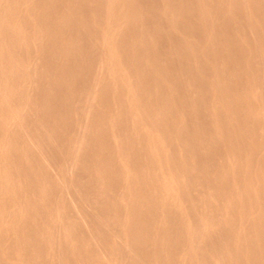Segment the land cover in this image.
I'll list each match as a JSON object with an SVG mask.
<instances>
[{
    "label": "rangeland",
    "instance_id": "374dc122",
    "mask_svg": "<svg viewBox=\"0 0 264 264\" xmlns=\"http://www.w3.org/2000/svg\"><path fill=\"white\" fill-rule=\"evenodd\" d=\"M31 1L33 2V1H37V0H31ZM40 1H42V2H40ZM38 2L43 4V5L41 4L43 7L41 6L40 9H39V11L44 8L42 10L41 16H40V12H38V14H39L38 20L40 22L39 21H36V18L31 17L32 14H30V13H32V10H33L32 7L33 6L31 4H28V2L27 3H24V4L22 3L24 6L21 5V2L18 3L17 6H14L15 7L14 9L9 4V2H5V6L7 4V6L9 5L14 10V11L12 10L13 18H15L17 20V22L19 21V19L21 20L20 21V25L19 24L17 25L19 28L16 27V30H14L15 32H17V34H19L18 37H20L21 34H22L24 37L31 38L32 36H34V34L36 33V31L41 32V37H40V40H38L37 42H35V44H34V42L32 43V41H29L28 51L27 50L25 51V49L23 47H16L13 44V42H15V38H14V36H16L15 33H13V35L11 33H8V35L10 34L9 35L10 37L12 35V37H13V38L11 37L12 39L10 37H8V35L7 36L6 35L3 36L2 34H0V39H1L0 41H3L4 42L5 41L4 38L6 39V37H7V39L9 41H11V40L14 39L13 42H11L10 45H9V42H7L8 41L7 39H6V41L4 43H1V44H3V47H1L2 50H0V61L2 59H5V57L7 58V57H10L11 56V58H14L13 55H15V57H19V58H21V57L22 58H25L26 55L27 56H31L32 55L31 57H34L35 54L37 53V51L39 50V48L42 49V52H44V54H43L44 57H42L41 61L37 59L36 61H38V63L35 66L29 67V69L27 71V78H29L34 83V84L32 83V85L30 86L31 88L29 87V90L26 93L27 94V97H26V94L23 97H20L23 94H21L20 96L17 95L14 102L16 104H18V103H20V104H24L25 103L26 104L27 102H30V101L32 103H35V104L37 103V107H35V108L34 107L33 108L29 107V111H27L25 113L26 116H24L25 119L23 118L24 121L22 123L19 120V123L22 126L25 125L24 127H26L28 125V126H32L35 129V132H36L35 135H34L35 138L34 139H30L29 138L30 139L29 140L27 138V136H28L27 133L26 132H23L22 133V130L21 129H24V128L20 127V132L22 133V137L21 138L22 139H25L26 138V140H28V142H32V144H35L34 147L36 146V143H35L34 140L35 139L38 140V141L40 140L39 141V144L41 143L40 146L41 147L43 146L44 151L41 152L43 149H40L38 147L41 150V151L39 150V153L41 152V154L43 155V157L45 156L41 160H43V162H45V159H46L47 162H51V161L54 160L55 167H56L55 169L57 171L60 169L58 173H56L57 171L54 170V169L52 170L53 172L50 171V175L52 176L53 180H56L57 179L55 181V184H56L55 186H57L59 189L58 188L51 187L52 185H50L49 183L46 184V182L44 183L43 181H41V179H40L41 177L38 175L39 173H37V172H36L37 173L36 174V176H37L36 178L39 180V182L36 183L37 181L34 180L33 183L32 184H29V185H28L29 182L26 181V179L21 175V177H23L22 178L23 183H22L21 179H18V180H15L14 181V193L16 194V199L14 200L15 201L14 204H15V206H17L16 207L17 208V211H15L16 213L14 212L15 213L14 214L13 212L11 213V211H13V209L12 208H8V205H7L8 204V199H5V198H8V195H6L7 193H3V190H2L3 187L1 188V186L4 183H2L3 182L2 181L3 179L0 178V181H1V184H0V191H1L0 192V202H1L0 203V221H1L0 222V236H1L0 237V250H1L0 251V255H1L0 256V263L2 262L3 264H5V262H6L5 260H6V257H7V256L5 257V253L7 255V253H9L11 251V249H13L12 246H15L14 247L15 249L18 248L22 252V255L23 256L21 255V258L26 257V258H23V259L20 258L18 262L16 261L19 264L20 263L21 264H26V263L27 264H33V263L34 264L35 263L36 264H43V263L44 264H56L55 262H57V264H63V263H65V264H87L89 261H91V262H89L88 264H95L96 262H98L96 264H127V261L121 255H116V256L115 255H111L110 252H109V254H107L108 253L107 248L102 243L100 237H98L97 235L95 236L94 234H92L91 228L89 227L90 224L88 225L87 223H85L84 220H82V218H84V217L81 215V212H78L77 213V209L80 208V210L82 211V213L84 212L83 215L84 216L86 215L88 218H90L92 220L93 219L94 220H97L98 219L97 217H99V219L101 218L102 220L104 218L106 220L109 219L110 221H108V223L111 224V227L113 228V230H115V232L117 230V233H120L121 232V233L125 234L126 236L133 235L134 237L140 238L142 241L144 240V242H143V251L148 256V258L151 259V261H154V262H152V264H158L159 262H160L159 264H195V263L196 264H200L201 263V258H202V260L204 258H205L204 260H206V258H207V260H206L207 261L206 262L207 264H225V263L226 264H231L229 258H228V260L226 258V257H228L227 256L228 253H229V257H230V252H233V253H236L237 252L238 254L237 253L236 254H237V256H238L239 259H242L243 260L246 257V259L249 260V262H250V260H253V263L250 262V264H254V262H255V264H262V263L264 264V234H263L264 233V157H263L264 156V144H263V142H264V138H263L264 137V130H260L259 131V130L256 129L258 127V125H260V121H261L262 124H264V117H263L264 116V71H263L264 70V36H263L264 35V28H261V25H260L261 24V21H260V17H259L258 8H257V6L259 4H261V6L264 7L263 2H261V3L258 4V0H202V1L201 0H166V2H165V0H152V2H153L152 5L153 6L155 5L154 7H158V8L160 7L161 8L163 5H166L165 3H170V4L174 5L175 8L177 7V10L179 11V13L181 15H183L182 17H180V23H181L180 26L183 27V31H182L183 34H182V36L185 39V40L184 39H182V40H184L186 43L184 42L182 45L179 46V47H181L180 48L181 51L179 50L180 52L176 56L175 61H173L174 59H171V60H162L160 62V68H161V72L162 73H165L167 75H168V73H170L174 69L176 71H179V70L185 68L184 69L185 70V74H183L184 73V70H182L181 73H182V75L184 77L181 76V74H180V77H179L180 87L181 88L179 87L177 98H174L175 101L172 100L173 102L170 105L169 111L173 115V117H171L172 119H169L168 118V119H165V120H161V123L158 122L156 125H150V124L146 123L144 126H142V128H144V129H141V128L140 129H137L136 127H134V124H132L133 123V120L130 119V117L128 115H126L127 114V109L126 108L128 106V103H131V102H133L136 99V94L134 92H132V91L129 90L128 91L129 92V95L128 94L127 95L125 94V96H128L130 98L123 96V98L121 97V100H119L120 98L119 99H116V98L113 97L114 96V93L116 94L115 89L116 88L118 89V87H119V85H118L119 84L118 83L119 82V79L116 77V75L111 74L112 75V78L110 77V79H108V87H106V91L104 90L106 92V95L105 96L108 97L106 99V103H104V102H101L100 103L98 101V97L96 95H97V93L99 95V88H98V90L95 93L96 95L93 94L94 96L91 95V94L89 96H87L86 93H85V91H84L85 90L84 88L87 85L88 86L90 85L88 83H91V82L95 81L94 80V75H92V73H91L92 72L91 67H93V65L95 64L96 59H98L97 56H99L100 59L102 58V60H104L103 62L106 63V66H111L112 65L111 62H110V59H108L106 56H104L99 51V48H97L98 46L96 47V45L93 44L95 42L94 41L92 42V38H91L92 36L89 33V31H88V27L86 26V23H88V19H86V18H88L91 13H94V17L96 16V20H95V23L97 22L96 23V26L97 25L98 26L101 25V15H99V14H101L102 7L97 4L95 6L96 7L98 6L99 8L98 9L97 8L95 9V6L93 4H92L93 6H91L90 5L91 3L90 4H87L89 2H85L84 0H45V1L38 0ZM79 2L82 5H80ZM51 4L53 5L54 8L52 7ZM201 4L204 7L208 8V11L210 13V15L207 16L208 19L206 21L203 19L202 15L198 12L199 11L198 8H199V6ZM2 5H4V4L1 3L0 9L3 7ZM30 7H31V9H30ZM49 7H51V8L49 9ZM89 7H92V8L89 9ZM259 7H260V5H259ZM3 8L1 9L2 10V13H1V10H0V14L2 16V17L0 16L1 17L0 18V24H4V23H2L4 21L3 18L6 19V17H5L6 13L4 14V12H5V10L7 8H5V10ZM80 8H81V10H80ZM190 8H191V10H190ZM3 10H4V12H3ZM8 11H6V12H8ZM27 11L29 12V14H28ZM79 11H80V13L78 14ZM95 11H97V13ZM64 12H65L66 15L64 14ZM86 13H88V14H86ZM26 15H28V16H26ZM29 15H31V16H29ZM16 16H18L17 18H19V19H17ZM184 16H185V18H184ZM67 17H69L71 20H68L67 21V19H68ZM73 17H74V20H72ZM232 18H233V20H232ZM54 20H57V21H54ZM64 21L66 23H64ZM36 22H38V23H36ZM51 22H52L53 28H52L51 25H49L48 28H50V26H51L52 29L51 28L50 29H47L46 28L47 27L46 24L47 23L50 24ZM84 22H86V23H84ZM190 22H192V23H190ZM197 22H199V23H197ZM202 22H204V23H202ZM41 23H43V25ZM72 23H73V25H72ZM39 24H40V26L43 27L42 29H40V26H37ZM55 24H57V26ZM65 24H68L67 25L68 27ZM212 24H214L215 26L212 25ZM233 24L236 27H234ZM59 25H60V27H58ZM61 27L63 29H61ZM74 27H75V29H74ZM85 27H87V28H85ZM195 27H196V29H195ZM35 28H37L38 30L35 29ZM233 28L236 29V30L234 31ZM18 29L19 30L21 29V30L18 31ZM66 29H67V31H66ZM50 30H54V31H50ZM87 31H88V33H87ZM193 33L195 35H193ZM243 33H244V35H243ZM205 34H206V36H205ZM203 35H204L205 38L203 37ZM211 35H213V36H211ZM223 36L225 38H223ZM211 37L212 38L214 37V38L212 39ZM219 37L224 40V41L222 40V43H221V39ZM238 38H240V39L238 40ZM208 39H210L211 41L210 40L208 41ZM217 41H218V43H217ZM245 41L246 42L248 41V42L246 43ZM90 42H91V44H90ZM207 42L210 43L209 44V46H210V52H209V48H208L209 46H208V43ZM211 42H212V45H211ZM214 43L216 45H213ZM219 44H222V45H219ZM40 45H41V47H40ZM81 45H83V47ZM242 45L245 46V47H243ZM256 45H257V47H256ZM212 46H214V47H212ZM163 47H164V45L162 43H157L155 45V49L154 50L158 49L160 51H157V50L156 51L158 53L163 54V52H164V50H163L164 48ZM203 47H205V48H203ZM213 48H215V49H213ZM207 49H208V51H207ZM88 50L89 51L91 50V52H93V53L89 52ZM191 50H193V51H191ZM211 50H212V55H213V56L211 55L212 57L209 56L210 53H211ZM213 50H215L216 52H214ZM182 51L185 52V53H183V56L181 54ZM219 51L220 52H224L225 51L223 53L224 55L222 53H220V54H222V55H220L219 54ZM10 52H12V53H10ZM18 52L20 53V55H19ZM94 52H98V53H94ZM132 52H133V48L130 47V46H126L125 49L119 50L116 53V54H118V57H119L118 59H121L120 60L121 64L124 63L122 66H124V69L126 70V73H127V75H125L126 76V80L130 83L131 86H136L137 85V86H140L141 87V84L143 83L142 87H144V86L146 87V88L145 87L144 88H145L146 91L149 92L150 101L151 100L153 101V102H151V105L154 108L159 107L160 104H161V102H162V100L164 98L165 99L166 98L168 99L169 94L167 92L160 93L158 90H155V91L150 90L151 88L147 89V87L149 86L148 85L149 84L148 83L149 82L148 81L149 80V76H147L148 77V80H147V78L144 77L145 76L143 74L144 72L143 73H141V72L140 73L139 72L137 73L136 71H134L133 67L131 66L132 65L131 62L133 61V56H134V52L133 53ZM201 52L202 53L204 52V54L202 55ZM251 52H253V53H251ZM87 53H88V55L90 54L91 57L90 56H87ZM83 54H85V55H83ZM5 55H7V56H5ZM95 56H96V58H95ZM188 56H190V57H188ZM188 59L189 60L191 59V60L189 61ZM209 59H211L212 62ZM259 59H260L261 62L259 61ZM185 61H187V62H185ZM188 61L189 62H192L193 61V63L190 64ZM195 61L198 64H196ZM201 61H203V63H201ZM184 62L186 64H184ZM234 62H236V63L234 64ZM107 63H108V65H107ZM208 63H209L210 66L208 65ZM211 63L214 65L213 67H212ZM218 63H220V64H218ZM221 63H223V64H221ZM231 63H232V65H230ZM245 63H247V64L245 65ZM257 63H263V64L261 65V64H257ZM40 64H42V65L44 64L43 65L45 67L44 70H42V68L40 67L41 66ZM182 64L184 66H182ZM228 64H229V68H227ZM125 65H127V66H125ZM179 65H181V66H179ZM185 65H188V66H185ZM191 65L192 66H195L196 68L195 67L191 68L192 67ZM216 65H217V67L224 68V69L223 70L222 69H219L221 71H219V73H216V71L214 69ZM219 65L222 66V67H220ZM240 65H241V68H239ZM260 65L263 68H261ZM85 66H86V69H85ZM201 66H203V67H201ZM249 66L251 67L250 68V72L251 73L249 72V69H248ZM87 67H89V68H87ZM211 67H212V69H211ZM199 68H201V70H199ZM202 68L203 69L206 68V69L203 71ZM209 68L211 69L212 72L210 71ZM78 69H80V70H78ZM83 69H85V70H83ZM132 69H133V71H131ZM188 69L189 70L191 69V70L189 71ZM245 69H246V71H245ZM186 70H188L190 73L187 74L188 71H186ZM195 71H197L196 76H198V77L195 76V74H194ZM213 71H215V72H213ZM231 71H232V73H231ZM261 71L263 73H261ZM42 72H44L46 74L43 75ZM132 72H135V73H132ZM191 72H192V74H191ZM202 72H204V73L206 72V73L204 74ZM246 72H247V74H246ZM207 73H210V74L208 75ZM220 73H221V75H219ZM85 74H87L88 76L85 75ZM137 74H139V75H137ZM79 75H80V77H78ZM206 75H207V77H206ZM136 76H138V77H136ZM187 76H189V78ZM217 76H221L222 79H221V77L220 78H217ZM192 77H193V79H192ZM202 77H206L207 79L205 78L206 79L205 80ZM213 77L215 79H213ZM201 78L203 79V81H202ZM245 78H247V80H245ZM184 79H185V81H184L185 82V86L183 85L184 82L182 83V81ZM198 79H201V80H198ZM218 79L220 80L219 83H218V81H219ZM191 82H192L193 85L191 84ZM211 82H213V83L215 82L214 84H217L218 83V86L216 85V88H215V85L212 84ZM237 82L241 86L240 85H237L238 84ZM146 83H148V84H146ZM199 83H201V84H199ZM234 83H235V85H234ZM57 84H59V85H57ZM83 84L84 85L86 84V85L84 86ZM207 84L208 85L209 84L210 85L212 84V85H211V87L209 85V87H210L209 88L207 86ZM227 84H229V85H227ZM82 85H83V87H82ZM199 85L200 86L201 85H204V86H201V87L202 88L205 87V88L202 89ZM222 85H224L223 86L224 88L223 87H221L222 89L221 88H218V87H220ZM249 86H251L252 88H253V86H255L252 89L253 91L251 90V87H249ZM193 87H195V88H193ZM182 88H184L183 91L181 90ZM186 88L188 90H185ZM206 88H207V90H206ZM81 89H82V91H81ZM214 89L216 91L218 89V91H220V92L222 90V92L219 93L217 91L218 93L215 94L216 91ZM247 89H248V91H247ZM189 90H192V92L191 91L189 92ZM201 90H203L202 91L203 93L201 92ZM208 90H209V92H208ZM113 91H114V93H113ZM194 91L195 92L196 91L197 92L200 91V92L195 95V92ZM251 91H252V93H251ZM83 93H85V94H83ZM209 93H210V95H209ZM101 94H102V92H101ZM187 94H190L191 95V96L190 95L189 96H190V98L192 100H190V98H189V96H187ZM237 94H238V96H237ZM132 95H133V97H132ZM181 95L183 97H181ZM201 95L204 96L203 97L204 99L202 98ZM208 95L211 96V97H209ZM215 95H218V97L215 96ZM250 95H252V96H250ZM207 96L209 97L208 98L209 100H207V98H206ZM83 97H84V99H83ZM90 97H91V99H90ZM158 97H159V99H158ZM219 97L220 98H224V99H220ZM127 98H128V100H127ZM180 98H182V99H180ZM88 99L90 100V102H89ZM94 99H96V100H94ZM184 99H186V100H184ZM71 100L73 101V103L71 102ZM188 100H190L192 103L190 101H188ZM194 100H196V101L193 102ZM197 100H199L198 103H196ZM85 101H87V104L89 102L88 107H87V104H86ZM224 101H226L227 103L230 104L229 106H230V109L231 110H227L226 111L225 106L227 105V103L224 102ZM174 102L176 103V105H175L176 108L174 107V104H175ZM232 102H234L236 105L234 103H232ZM69 103H71V104H69ZM194 103H195V105H194ZM223 103H224V105H223ZM54 104L55 105L58 104V105L55 106ZM83 104H84V106H83ZM105 104H107V105H105ZM197 104H198V106H197ZM205 104L208 106L207 109H206L207 106ZM231 104H234L235 107L234 106L232 107ZM254 104H256V107H255ZM3 105L4 106H7L6 103H4V102H3ZM93 105L95 106V108L93 107ZM237 105H239V106H237ZM243 105H244V107H242ZM10 106L11 105L8 104V107H10ZM78 106H81L82 108L81 107H78ZM201 106H203L204 108H202ZM86 107L88 109H90L91 111L90 110H86ZM184 107H185V109H184ZM190 107L191 108L194 107V109H191ZM238 107H241V108L238 109ZM178 108H180V109L178 110ZM186 108H188V110H186ZM215 108H218L219 109V112L222 113V114H223V111H224V114L226 112V114L228 115V118L230 119V121H229L230 125H229V123L225 125V123H227V122L220 121L219 117L217 118V114L219 112H218V109H216L217 110L216 111ZM236 108H237V110H236ZM58 109H60V110H58ZM66 109H69V111H67ZM123 109L124 110L126 109V111H123ZM189 109H191V110H189ZM139 110H140V108L138 109L139 114H141L142 111H144V109L143 110L141 109L140 111ZM173 110H174V113L171 112ZM194 110H196V111H194ZM201 110L204 113H201L202 112ZM252 110H254L256 113L255 112L253 113ZM169 111H167V112H169ZM177 111H178V113H177ZM189 111H191V112L194 111V112L192 114ZM198 111H199V113H198ZM213 111H214V113H213ZM230 111H232L233 113L230 112ZM258 112H260L259 113L260 116H258ZM92 113H93V115H92ZM85 114H86V116H85ZM185 114H186V116H185ZM194 114H196V115H194ZM202 114L203 115L205 114L206 116L205 115L203 116ZM254 114H256V115H254ZM71 115H72V117H71ZM88 115H89V117H88ZM120 115H122V116H120ZM141 115L143 116V114H141ZM174 115L176 116V119H175ZM193 115L196 118L194 117V119H193ZM233 115H234V118L232 119ZM98 116L101 117L102 119L101 118H98ZM126 116H128V117H126ZM239 116H240V119H239ZM257 116L259 118H261V120L260 119L258 120V117ZM87 117H88V120H87ZM160 117H161V119L162 118L164 119L163 114L160 115ZM246 117H248V121H247V118ZM256 117H257V119H256ZM125 118H127V119H125ZM249 118H251L252 120H250ZM254 118L257 121L256 123H253L252 122ZM94 119H97L99 121H96ZM122 119H123V121H122ZM255 119H254V121H255ZM63 120H64V122H63ZM128 120H130V121H128ZM169 120H171V121L169 122ZM216 120H218V122ZM240 120H243V121H240ZM68 121H69V124H68ZM235 121H238V122H235ZM246 121H247V123H246ZM24 122H26V124H24ZM32 122H33L34 125L32 124ZM89 122H90V125H89ZM222 122L224 123L223 125H222ZM99 123H101V124H99ZM185 123L186 124L188 123L187 126H186ZM192 123H193V125L195 127H193V125H191ZM233 123H235L236 125L233 124ZM241 123H242V125H241ZM251 123H252V125H251ZM97 124H99V125H97ZM160 124H161V126H160ZM232 124L234 125V127H236L234 129H237L239 132L238 131L237 132H231V131H236V130H233ZM4 125H5V127H4ZM61 125H63V126H61ZM180 125L181 126L185 125L186 128H184V126L182 128ZM238 125H241V126H238ZM197 126H198V128H197ZM249 126H251V127H249ZM252 126L253 127H256V128L254 129ZM38 127H40V128L37 129ZM228 127H230V128L227 129ZM241 127H242V130H243V128L245 130H243V131L240 130ZM189 128H191V129H189ZM199 128H201V129H199ZM59 129H60V131H59ZM136 129H137V131H136ZM177 129H178V133L180 132V134L178 135V137L176 136L177 135ZM181 129H183V130H181ZM248 129H250L251 133L248 131ZM0 130H1L0 131V140H2L1 142H4V141L7 142L11 138H13L12 135H14V134H17V133H18L17 135L21 134L18 131V127L12 125L10 122H9V124H1L0 123ZM2 130H5V131H2ZM71 130H73L74 133ZM77 130H79V131H77ZM80 130H82V131H80ZM190 130H191V132L189 133ZM6 131L8 133H6ZM43 131L45 132V134H44ZM63 131L66 132V133H63ZM88 131H89V133H88ZM175 131H176V134H175ZM193 131H194V133H193ZM195 131H196V136L199 134L197 136L199 140H197V137L195 136ZM200 131L201 132H204V133H202L203 135L204 134H206V135L202 136V134L200 133ZM247 131L249 133H247ZM39 132L42 133V134H40L41 136L39 135ZM76 132H80V133H77L76 134ZM243 132H245V133H243ZM252 132H255V134H253ZM25 133H26V135H24ZM61 133H63V135H65V136H63ZM140 133L141 134L144 133V135H141ZM186 133H187V135H185ZM173 134L175 135V137L173 136ZM251 134H253V135H251ZM47 135H49V136H47ZM121 135H123V136H121ZM138 135L139 136L141 135L140 136L141 139L136 137ZM158 135H160L161 137L158 136ZM190 135H192V136H190ZM231 135L232 136L235 135L234 138L232 137L233 138L232 140H231ZM38 136H40V137H38ZM44 136H46V137H44ZM71 136H72V138H73L74 141L71 140L72 139ZM143 136L145 138L146 137L147 138L145 139V138H143ZM179 136H181V137H179ZM189 136L191 137V139L194 137L193 138L194 140L193 139L191 140ZM216 136H218V137H216ZM237 136H241V137H237ZM252 136H254V137H252ZM28 137H30V136H28ZM64 137H66V138H64ZM134 137H136L137 139L134 138ZM195 137H196V139H195ZM236 137L239 138V139L241 138L239 140V142H238V139ZM49 138H50V140H49ZM54 138H55V140H54ZM61 138L63 139L64 142L61 141L62 140ZM142 138L144 140H142ZM154 138H155V140H154ZM174 138L177 139L178 141L175 140ZM185 138H187L186 139L187 141L189 139L190 140L188 142H186ZM200 138L203 139L204 141L205 140L206 141L205 142H203V140L200 141ZM217 138H219V139L216 141ZM44 139H45V141H44ZM214 139H215V141H214ZM152 140H153V142H152ZM233 140H236V141H233ZM38 141H36V142H38ZM68 141L71 142L69 144H71L72 146L68 144ZM109 141H110V143H109ZM130 141H132V143H130ZM137 141H138V143H137ZM145 141H148V142H145ZM182 141H184L185 143L182 142ZM253 141H255V142H253ZM194 142H195L196 145H194ZM217 142H220L219 143L220 145ZM252 142H253V144H252ZM106 143L108 144V146H107ZM149 143L153 144V146L155 145L154 146L155 149L153 148L152 145L150 146ZM168 143H172V145H170ZM189 143H190V145H189ZM19 144L21 146V143L20 142L17 143L16 144V149L17 150H22L21 149L22 146L20 147ZM142 144L143 145L145 144V145L144 146H140ZM156 144H157V146L159 148H161L160 151H159V148L156 146ZM187 144H188V146H190L191 149L188 148ZM191 144H193L192 147H191ZM197 144H200V145L197 146ZM201 144L203 146H201ZM232 144H234V145L231 147ZM167 145H168V147H166ZM182 145H184V146H182ZM79 146H80V149H79ZM213 146H214V148H213ZM150 147H152L153 150ZM194 147H196L195 150H194ZM206 147H207V150H206ZM208 147H209V149H208ZM243 147L244 148L246 147V150ZM76 148H77V150H76ZM122 148H124V149H122ZM156 148H158V150H156ZM162 148H164V149H162ZM175 148H177V149L174 150ZM210 149H212V150H210ZM17 150L14 151L15 152V155L16 154L17 155L16 156L14 155V159L15 160L12 161L13 162L12 163L13 165L14 164L15 165H19V163H21L22 160L24 159V155L21 154L23 150L21 152L20 151H17ZM150 150H152V151L150 152ZM188 150L191 153L192 152L193 153L191 154ZM196 150H197V153H195ZM199 150H201V151H199ZM69 151H71V152L74 151L72 153L74 154L76 152L77 155L79 156L78 157L79 159H77L78 162L76 161V163H75L76 165L73 163V165H74L73 168H72V165H70L71 167L67 165L69 158L66 157V156L71 155V152H69ZM89 151H91V152H89ZM156 151H157V155H159V159L157 160V162H155V166H154V164L152 162H150L151 160H149L150 159L149 156L151 155L150 153H153V152L156 153ZM227 151H229L230 153H228ZM44 152H46L45 154H47V155H45ZM226 152H227V155H226ZM253 152H255V153H253ZM119 153H120V155H119ZM122 153L123 154L125 153L124 156H123ZM261 153H263V155ZM4 154H7V153L4 151V149L1 150V148H0V159L2 160V161L0 160V175H1L0 177H2V171H3V168L5 167V164L4 163H7L8 162L7 160H9V159H7V157H5ZM41 154H38V155H40V157H38L39 159L42 158ZM173 154H175V155L173 156ZM187 154H188V156H187ZM206 154H207V156H206ZM228 154L230 156H228ZM253 154H254V157H253ZM107 155H108V157H107ZM144 155H146L148 157H146ZM195 155H197L198 157L195 156ZM90 156H92V157L89 158ZM132 156H134V159H133ZM25 157H26V155H25ZM119 157H121V158H119ZM181 157H183V158H181ZM104 158H106V159L104 160ZM175 158H176V160H175ZM185 158H187V159H185ZM189 158L191 159V161H189L190 160ZM203 158H204V160H203ZM64 159L65 160L67 159L65 161V163L63 161ZM84 159H86V160H84ZM172 159H174L175 161L172 160ZM184 159L186 160V163L189 164V166H187L188 164L186 165V163L184 162ZM58 160H60V161H58ZM113 160H114V162H113ZM130 160H131V162H130ZM146 161L148 162V164H147ZM182 161H183V163L185 165L182 164ZM192 161L193 162L196 161L197 163L194 162V164L196 163L195 165H197V164L198 165L197 166L193 165V162ZM16 162H17V164H16ZM57 162H58L57 165L59 166V168L56 165ZM201 162H203V163L201 164ZM243 162L245 164L247 163L248 165L250 164V167H248V170H247L246 173L244 172L245 171V169H244V165L245 164ZM157 163H158V165H157ZM176 163L177 164L179 163L178 166H177ZM174 164H175V166H174ZM149 165L150 166L153 165L152 166V169H150L151 172L149 170V168H151V167H148ZM255 165H257V166H255ZM20 166L22 167L21 164H20ZM157 166H158V168H157ZM33 167L31 169H29L31 172L27 168V172H26V174H24V176L33 175L32 173L33 172L35 173V171L37 170L36 165L33 164ZM64 167L65 168L68 167V168L65 170ZM106 167H107V169H106ZM161 167H162V169H161ZM165 167L167 169H169V171ZM175 167H177V168H175ZM191 167H192V169H191ZM195 167H196V169H195ZM222 167H224V168H222ZM156 168L158 170H156ZM188 168H190V169L188 170ZM182 169L183 170L185 169L184 172H186L187 170L188 171L191 170V171L190 172H186V173H189V174H186L185 173V174L182 175L181 173H184ZM199 169H201V170H199ZM180 170L182 171L181 173H180ZM195 170L196 171L199 170V171H197V173H196ZM99 171H100V173H99ZM110 171H111V173H110ZM114 171H115V173L118 174L119 177L116 176V174L114 173ZM178 171H179V173H178ZM102 172H103V174H102ZM119 172H120V174H119ZM225 172H226V174H225ZM59 173L62 176L60 178L58 176ZM149 173H151V174H149ZM231 174H232V176H231ZM105 175H107V177ZM185 175H187V176H185ZM56 176H57V178H56ZM64 176H65L66 179L63 178ZM83 176H85V177H83ZM179 176H180V178H179ZM199 176L202 177V178L200 179ZM203 176L205 177V179H203L204 178ZM114 177H116V178H114ZM192 177L194 179H192ZM70 178H71V181L69 180ZM244 178L247 180L246 183L243 181ZM111 179L114 180V181H112ZM185 179H186V181H185ZM206 179H209V180H206ZM145 180H147V181H145ZM66 181L69 182L70 184L73 183V185L76 183V185L74 186L76 190H74V192H78L79 193V194L77 193L78 196H77V194L75 195L77 197H75L73 195L74 192L71 193V194H68V193L65 194V191L66 190H62V188L68 189L67 186L69 187V185H70ZM111 181H112L113 184H111ZM189 181H191V182H189ZM219 181H221L223 183H221ZM141 182H142V184H141ZM158 182H160L162 184H160ZM65 183H66V187H65ZM187 183H189V184H187ZM195 183H196V185H195ZM227 183H228V185H227ZM260 183H261V185H260ZM38 184L43 185V190H44V192H46L45 193V196L47 198L45 197V199H42V197H40V195L38 194V192L36 190V189L39 188L38 187L39 186ZM57 184H59V185H57ZM147 184L150 185L151 187L148 186ZM111 185H112V187H111ZM161 185H163V186H161ZM187 185H189L190 187L192 185V187H193V188L191 187V190L193 189V191H191V193L193 192L192 194H190V191H188L187 188H186V191H188L189 194L187 192H185V186L189 188V186H187ZM199 185H202V186L199 187ZM221 185L222 186L224 185V187H222ZM249 185L251 187H249ZM144 186H145V188H143ZM252 186H254V187H252ZM255 186H258V187L256 188ZM110 187L112 189H110ZM218 187H220L221 189L218 188ZM46 188H48V190ZM216 189H218V190H216ZM234 189H236V190L234 191ZM236 191H237V193H235ZM61 192L63 193V195H62ZM184 192L187 193V194H185ZM238 192H239V194H238ZM18 193H19V195H18ZM231 193H232V196H235V198L232 197V196H230ZM243 193H244V195H243ZM248 193H250L251 195L248 194ZM37 194H38V197H40L39 200H38ZM187 195H188V197H189V195L190 196H193V197L196 196V198L193 199V198L189 197V198L193 199V201L192 200L191 201H188L189 198L187 197ZM221 195H222V198L220 197ZM227 195H229V196H227ZM248 195H250V196H248ZM252 195H254V197ZM146 196H149V197H146ZM76 198H77V200H76ZM226 198H228V199H226ZM74 199H75V201H74ZM42 200H44V201H42ZM60 200L63 201V202H61ZM207 200H209V201H207ZM5 201H7V203ZM84 201H85V203H84ZM152 201L155 202V203L153 204ZM220 201H222V202H220ZM249 201H251V202H249ZM72 202H73L72 207L76 203V205L73 208L70 205V204H72ZM81 202L84 203V204H86V205L83 204L84 205L83 206L81 204ZM156 202H157V205H156ZM183 202L188 207H186ZM191 202H193V203L191 204ZM234 202H237V206H236V203H234ZM238 202H240V203H238ZM58 203H59V205H58ZM164 203H165V205H164ZM1 204L4 205V206L2 207ZM78 204H79V206L81 205L82 208L81 207H78ZM195 204H196L197 207L195 206ZM222 204H224V205H222ZM238 204H242V206L240 207V205H238ZM24 205H26V206H24ZM35 205H37V206H35ZM189 205H191V206H189ZM39 206H41L42 208H40ZM216 206L219 207V208H217ZM24 207H27L28 210L27 211H24ZM64 207H66V208H64ZM233 207H234V209H233ZM188 208H190V209L192 208V210L194 208V210L197 211V212H195L193 210L194 213L192 214L193 211L191 212L190 209L188 210ZM210 208H212V209H210ZM256 208H258L257 211H255ZM4 209H6V210H4ZM144 209H145V211H144ZM206 209H208V210H206ZM44 210H46V211H44ZM71 210H72V212H71ZM74 210H75V212H74ZM170 210H171V212H170ZM216 210H218V211H216ZM4 211H6V212H4ZM32 211H34V212H32ZM92 211L95 212V213H93ZM172 211H173V213H172ZM223 211H225V212H223ZM17 212H18V216L16 215ZM24 212H25V214H24ZM28 212H30V213H28ZM66 212H67V214H65ZM142 212H144V213H142ZM219 212H221V213H219ZM153 213H154V215H153ZM167 213H169V214H167ZM217 213H219V214H217ZM247 213H248L249 216L247 215ZM1 214L2 215H5V216H2ZM75 214L76 215H79V218H81V219L80 220H77V216ZM43 215H45V217ZM70 215L71 216L72 215L73 216L75 215V216L74 217L72 216L73 217L72 218ZM196 215H198V216H196ZM220 215H222V216H220ZM228 216H230V217H228ZM233 216H234V218H233ZM12 217H14V218H12ZM148 218H150V219H148ZM209 218L212 219L211 220L212 222H210ZM250 218H252L253 220H251ZM10 219H11V222H10ZM20 219L22 220L21 222H20ZM114 219L117 220V221H114ZM254 219L256 221H254ZM199 220L202 223L199 224ZM206 220H208L209 222L207 223ZM81 221L84 222L83 223L84 226L82 225V222ZM160 221H162V222H160ZM194 221H196L197 223H195ZM213 221H215V222H213ZM4 222H5V224H4ZM26 223H27V225H26ZM49 223H50L51 226L49 225ZM63 223L64 224L66 223V224L64 225ZM72 223H73V225H72ZM194 223H195V225H194ZM209 223H211V224H209ZM174 224H175V226H174ZM201 224H203V225L201 226ZM223 224H224V226H222ZM255 224H257V225L255 226ZM182 225H184V226H182ZM9 226H11V227H9ZM44 226H46V227H44ZM85 226H86V229H85ZM221 226H222V228H221ZM257 226L259 228V232L257 231L258 229L255 228ZM1 227H2V229H1ZM3 227H6L7 229L6 228H3ZM78 227L81 228V229L79 230ZM200 227H202V228H200ZM9 228H11L12 230L9 229ZM72 228L75 231L74 230H71ZM254 228H255V231L253 230ZM42 229H43V233L44 234L42 233ZM62 229H66V231L65 230H62ZM196 229H197V231H196ZM248 229H249L250 232L248 231ZM1 230H2V232H1ZM48 230H49V232H48ZM87 230H88L89 233H86ZM228 230H229L230 233L228 232ZM14 231L16 232V234H15ZM29 231H30V233H29ZM166 231H167V233H166ZM177 231H178V233H177ZM63 232H66V233H69V234L72 232L70 234L72 237H66L65 236V233H63ZM158 232H161V233H158ZM163 232H164V234H163ZM208 232H209V236H207ZM232 232H233V234H231ZM252 232H254L253 235H251ZM256 232H258V234ZM24 233H26L27 236ZM61 233H62V235L63 234L64 235L62 236ZM8 234H10V235H8ZM203 234H204V236H202ZM43 235L45 236L44 238H43ZM199 235H201L202 238ZM256 235L259 238L258 239L256 238V240H255V239H253V237L255 238ZM64 236H65V238H64ZM158 236L159 237L161 236L160 239H159ZM196 236L199 237L198 238L199 240L197 239ZM230 236H231V240H230ZM34 237H35V240H34ZM13 238L16 239V240H18V241L14 240ZM31 238H33V240ZM47 238H49V239H47ZM63 238L65 240L67 238L68 239L71 238L72 241L70 239L69 240L67 239L66 240V243H65V240ZM76 238H78V239H76ZM166 238H167V240H166ZM4 239H6V241L8 239L9 242L11 241L10 242L11 244L10 243H7ZM3 240H4V242H3ZM19 240H20V242H19ZM40 240H43L44 242L43 241H40ZM242 240H244V241H242ZM14 241H16V242H14ZM32 241H34V242H32ZM154 241H156V242H154ZM229 241H230V243H229ZM248 241H250V242H248ZM81 242H83L84 244L82 243L83 244L82 245ZM243 242H245V243H243ZM17 243L19 244V246H18ZM35 243H36V246H35ZM77 243H80V245L79 244L77 245ZM187 243H188V245H187ZM190 243H192V244H190ZM199 243H201V244H199ZM250 243H251L252 246L250 245ZM54 244H55V246H54ZM101 244H102V246H101ZM189 244L191 246H189ZM196 244H197V246H196ZM253 244H255V246H253ZM72 245H75L76 247L75 246H72ZM90 245H93L92 248H91ZM126 245L130 246L128 243ZM144 245H145V248H144ZM200 245H202V246H200ZM213 245H215V246H213ZM256 245H257V247H256ZM21 246L23 247V249H22ZM40 246H42V247H40ZM52 246L55 249H53ZM65 246H66V248H64ZM224 246H227V247H224ZM229 246H231V247L229 248ZM48 247H49V249H48ZM67 247H68V249H67ZM88 247H89L88 250H90V252L87 250ZM195 247H197V248H195ZM242 247H244V248L242 249ZM6 248H8V249H6ZM85 248H86V250L84 251ZM125 248H128V247L126 246ZM252 248H253V250H251ZM33 249H34V251H33ZM199 249L201 250V256L202 257H198V256H200V255H198V254H200V250ZM254 249H256V250L254 251ZM96 250H98V251L96 252ZM184 250L186 252H184ZM189 250H192L193 251V252L191 251L192 252V255H193L191 257H192L193 260L192 259H190V260L188 259V255H189L188 252H189ZM202 250H203V252H202ZM219 250H220V252H219ZM221 250H224V251H221ZM225 250H226V252H225ZM238 250H240V251L243 250L242 251L243 253L241 252L242 253L241 254L240 251L238 252ZM24 251H25V253H24ZM27 251H28V253H27ZM38 251H41L42 253L41 252H38ZM37 252H38V254H37ZM47 252L50 253V254L51 253H53V254L50 255V254H47ZM80 252H83L82 255H81ZM91 252H92V256H91ZM173 253H174V255H172ZM124 254L127 255V253H125V252H124ZM27 255H28V257H27ZM184 255H186L185 258H184ZM217 255H218V258H217ZM220 255L222 257H220ZM46 256H47V258H46ZM156 256L158 257V259H155V258H157ZM223 256H224V258H223ZM70 257H71V259H70ZM73 257H75L76 259L73 258ZM89 257L92 258V259H90ZM118 257H119L120 260L118 259ZM3 258H5V259L3 260ZM35 258L36 259L38 258V259L36 260ZM65 258L68 261H70V262H68L67 260L65 261ZM86 258H87V260L89 259L88 262L86 261ZM115 258H117V259H115ZM221 258H222V260H220ZM24 259H26V260H24ZM73 259H75V262H73L74 261ZM81 259H82V261H81ZM185 259H187V260L185 261ZM71 260H73V261H71ZM157 260H158V262H157ZM177 260H178V262H177ZM223 260H225V261H223ZM222 261H223V263H222ZM12 262H14V263H12ZM16 262L15 261H8V263L6 262V264H10V263L11 264H17ZM103 262H105V263H103ZM246 264H248V263H246Z\"/></svg>",
    "mask_w": 264,
    "mask_h": 264
},
{
    "label": "bare ground",
    "instance_id": "6f19581e",
    "mask_svg": "<svg viewBox=\"0 0 264 264\" xmlns=\"http://www.w3.org/2000/svg\"><path fill=\"white\" fill-rule=\"evenodd\" d=\"M43 1H45V0H43ZM85 2H89V3H87V4H90L91 6H95V5H100L101 7H102V9H101V14H99V15H101V25L100 26H96V23H95V20H96V16L94 17V13H91L90 15H89V17L88 18H86V19H88V23H86V22H84V23H86V26L88 27V31H89V33L91 34V38H92V42L94 41L95 43H93L94 45H96V47L97 48H99V51L104 55V56H106L108 59H110V62H111V66H106V63L105 62H103L104 60H102V58L100 59L99 58V56H97L98 57V59H96V61H95V64L93 65V67H91V69H92V75H94V80L95 81H93V82H91V83H88V84H90L89 86L87 85L84 89V91H85V93H86V95L87 96H89L90 94L91 95H96L95 93H96V91L98 90V88H99V95H98V93H97V97H98V101L101 103V102H104V103H106V99L108 98L107 96H105L106 95V87H108V79H110V77L112 78V75L111 74H113V75H116V77L119 79V87H118V89L116 88L115 89V92H116V94L114 93V91H113V93H114V98H116V99H119V100H121V97L123 98V96H125V94L127 95H129V90L130 91H132V92H134L135 94H136V99L133 101V102H131V103H128V106H127V114L126 115H128L129 117H130V119H132L133 120V123L132 124H134V127H136L137 129H144V128H142V126H144L146 123H148V124H150V125H156L158 122H160L161 123V120H165V119H172L171 117H173V115L170 113V111H169V109H170V105L172 104V100H174V98H177V95H178V90H179V87H180V81H179V77H180V74H181V76H183L182 75V73H181V71L182 70H184L185 68H183V69H181V70H179V71H176L175 69L174 70H172L170 73H168V75L167 74H165V73H162L161 72V68H160V62L162 61V60H171V59H174L173 61H175V58H176V56L178 55V53L181 51L180 50V48L181 47H179L180 45H182L185 41V39L183 38V36H182V31H183V27L182 26H180L181 25V23H180V17H182L183 15H181L180 13H179V11L177 10V7L175 8V6L174 5H172V4H170V3H165L166 5H163L161 8L159 7H154L152 4H153V2H152V0H84ZM202 1V0H201ZM5 2H9V4L12 6V8L14 9L15 7L14 6H17V4L18 3H20L21 2V5H23L24 3H27L28 2V4H31L32 6V13H30V14H32V16L31 15H29V16H31V17H33V18H36V21H39L38 20V18H39V14H38V12H40V16H41V13H42V10L44 9H42V10H40L39 11V9H40V7L43 5L42 3H39L38 2V0L37 1H31V0H0V5H1V3H3L4 5H2L3 7L5 6ZM40 2H42V1H40ZM165 2H166V0H165ZM252 2V1H251ZM261 2H263V4H264V0H258V4L259 3H261ZM23 3V4H22ZM80 3V2H79ZM155 3V2H154ZM215 3V2H214ZM245 3V2H244ZM42 4V5H41ZM45 4V3H44ZM65 4V3H64ZM93 4V5H92ZM161 4V3H160ZM188 4V3H187ZM186 4V5H187ZM194 4V3H193ZM48 5V4H47ZM46 5V6H47ZM52 5V4H51ZM68 5V4H67ZM79 5V4H78ZM80 5H82L81 3H80ZM86 5V4H85ZM84 5V6H85ZM157 5V4H156ZM259 5H260V7H259ZM258 6H257V8H258V12H259V17H260V21H261V28H264V7H262L261 6V4H259ZM1 6V7H2ZM9 6V5H8ZM7 6V4H6V6L3 8L4 10H5V8H7L8 7ZM24 6V5H23ZM89 6V5H88ZM193 6V5H192ZM10 7V6H9ZM7 8L6 10H5V12H4V10H3V12H4V14L6 13V15H5V17H6V19L5 18H3V22L2 23H4V24H0V34H2L3 36H7L8 35V33H11L12 35H13V33H15L16 34V36H14V38H15V42H13V40H11V41H9L8 39H7V37H6V39L8 40L7 42H9V45L11 44V42H13V44L16 46V47H23L24 49H25V51L27 50L28 51V46H29V41H32V43L34 42V44H35V42H37L38 40H40V37H41V32H39V31H36V33L34 34V36H32L31 38H27V37H24L21 33V36L20 37H18V35L19 34H17V32H15L14 30H16V27H18L17 25L19 24L20 25V19L19 18H17L18 16H16V18L17 19H19V21L17 22V20L15 19V18H13V15H12V8L10 7V8ZM19 7V6H18ZM31 7H30V9H31ZM43 7V6H42ZM52 7H53V5H52ZM78 7V6H77ZM1 8V9H2ZM51 7H49V9H50ZM54 8V7H53ZM65 8V7H64ZM70 8V7H69ZM90 8H92V7H89V9ZM98 9L99 7L97 6H95V9ZM189 8V7H188ZM0 9V10H1ZM23 9V8H22ZM61 9V8H60ZM76 9V8H75ZM79 9V8H78ZM94 9V8H93ZM94 9V10H95ZM193 9V8H192ZM199 13L202 15V17H203V19L206 21L208 18H207V16H209L210 15V13H209V11H208V8H206V7H204L202 4L199 6ZM66 10V9H65ZM64 10V11H65ZM74 10V9H73ZM80 10H81V8H80ZM190 10H191V8H190ZM196 10V9H195ZM247 10V9H246ZM6 11H8V12H6ZM11 11V12H10ZM14 11V10H13ZM223 11V10H222ZM28 12V11H27ZM44 12V11H43ZM63 12V11H62ZM70 12V11H69ZM96 13H97V11H95ZM196 12V11H195ZM251 12V11H250ZM1 13H2V10H1ZM9 13V14H8ZM23 13V12H22ZM80 13V11L78 12V14ZM233 13V12H232ZM231 13V14H232ZM28 14H29V12H28ZM53 14V13H52ZM64 14H65V12H64ZM73 14V13H72ZM83 14V13H82ZM86 14H88V13H86ZM196 14V13H195ZM237 14V13H236ZM66 15V14H65ZM68 15V14H67ZM189 15V14H188ZM214 15V14H213ZM233 15V14H232ZM0 16H1V14H0ZM26 16H28V15H26ZM69 16V15H68ZM72 16V15H71ZM80 16V15H79ZM2 17V16H1ZM0 17V18H1ZM100 17V16H99ZM234 17V16H233ZM68 18V19H67ZM66 19H67V21L68 20H71L69 17H67ZM95 18V19H94ZM184 18H185V16H184ZM210 18V17H209ZM58 19V18H57ZM187 19V18H186ZM215 19V18H214ZM242 19V18H241ZM44 20V19H43ZM42 20V21H43ZM72 20H74V17L72 18ZM202 20V19H201ZM232 20H233V18H232ZM25 21V20H24ZM54 21H57V20H54ZM66 21V20H65ZM64 21V23H66ZM84 21V20H83ZM217 21V20H216ZM226 21V20H225ZM28 22V21H27ZM40 22V21H39ZM70 22V21H69ZM214 22V21H213ZM36 23H38V22H36ZM57 23V22H56ZM100 23V22H99ZM190 23H192V22H190ZM197 23H199V22H197ZM202 23H204V22H202ZM256 23V22H255ZM29 24V23H28ZM27 24V25H28ZM31 24V23H30ZM35 24V23H34ZM42 25H43V23H41ZM48 24V25H47ZM46 24V28L47 29H50L51 28V26H52V22L49 24V23H47ZM49 25H51L50 26V28H48L49 27ZM56 26H57V24H55ZM54 25V26H55ZM66 26L68 25V24H65ZM72 25H73V23H72ZM197 25V24H196ZM212 25H214V24H212ZM37 26H40V24L39 25H37ZM65 26V27H66ZM71 26V25H70ZM77 26V25H76ZM215 26V25H214ZM233 26H234V24H233ZM58 27H60V25L58 26ZM68 27V26H67ZM73 27V26H72ZM81 27V26H80ZM87 27H85V28H87ZM193 27V26H192ZM211 27V26H210ZM234 27H236V26H234ZM249 27V26H248ZM19 28V27H18ZM43 27L42 26H40V29H42ZM45 28V29H46ZM52 28H53V26H52ZM51 28V29H52ZM78 28V27H77ZM188 28V27H187ZM260 28V27H259ZM260 28V29H261ZM35 29H37V28H35ZM61 29H63L62 27H61ZM69 29V28H68ZM74 29H75V27H74ZM194 29V28H193ZM195 29H196V27H195ZM234 29V28H233ZM21 30V29H20ZM19 29H18V31H20ZM27 30V29H26ZM38 30V29H37ZM209 30V29H208ZM236 29H234V31H235ZM241 30V29H240ZM47 31V30H46ZM50 31H54V30H50ZM61 31V30H60ZM66 31H67V29H66ZM76 31V30H75ZM88 31H87V33H88ZM190 31V30H189ZM200 31V30H199ZM222 31V30H221ZM262 31V30H261ZM39 32V33H38ZM205 32V31H204ZM219 32V31H218ZM263 32V31H262ZM19 33V32H18ZM25 33V32H24ZM63 33V32H62ZM121 33V34H120ZM192 33V32H191ZM212 33V32H211ZM214 33V32H213ZM236 33V32H235ZM204 34V33H203ZM218 34V33H217ZM10 35V34H9ZM8 35V37H10ZM12 35H11V37H12ZM64 35V34H63ZM193 35H195L194 33H193ZM197 35V34H196ZM214 35V34H213ZM213 35H211V36H213ZM243 35H244V33H243ZM205 36H206V34H205ZM216 36V35H215ZM261 36V35H260ZM264 36V35H263ZM10 37V38H11ZM73 37V36H72ZM203 37H204V35H203ZM239 37V36H238ZM13 38V37H12ZM11 38V39H12ZM205 38V37H204ZM212 38V37H211ZM214 38V37H213ZM212 38V39H213ZM220 38V37H219ZM223 38H225L224 36H223ZM6 39L4 38V40L6 41ZM182 39H184V40H182ZM199 39V38H198ZM221 39V38H220ZM240 38H238V40H239ZM243 39V38H242ZM254 39V38H253ZM1 40V39H0ZM72 40V39H71ZM204 40V39H203ZM210 39H208V41H209ZM222 40L223 39H221V43H222ZM4 41V42H5ZM75 41V40H74ZM86 41V40H85ZM211 41V40H210ZM224 41V40H223ZM3 41H0V50H2L1 49V47H3V44H1V43H4ZM6 42V43H7ZM246 42V41H245ZM248 42V41H247ZM246 42V43H247ZM157 43H162L163 45H164V52H163V54H161V53H158L157 51H160V50H158V49H156V50H154L155 49V45L157 44ZM186 43V42H185ZM199 43V42H198ZM208 43V46H209V42H207ZM217 43H218V41H217ZM31 44V43H30ZM90 44H91V42H90ZM92 44V45H93ZM188 44V43H187ZM249 44V43H248ZM44 45V44H43ZM72 45V44H71ZM93 45V46H94ZM207 45V44H206ZM211 45H212V42H211ZM213 45H216L215 43L213 44ZM219 45H222V44H219ZM244 45V44H243ZM242 45V46H243ZM255 45V44H254ZM82 47H83V45H81ZM126 46H130V47H132L133 48V52H134V56H133V61L131 62L132 63V67H133V69H134V71H136L137 73L139 72H141V73H143L145 76V78H147V80H148V77L147 76H149V84L148 83H146V84H148L149 86L147 87V89H149V88H151L150 90H153V91H155V90H158L160 93H164V92H167L168 94H169V97H168V99L166 98H164L163 100H162V102H161V104H160V106L159 107H156V108H154L152 105H151V102H153L152 100L150 101V96H149V92L148 91H146L145 90V88L144 87H142V85H143V83L141 84V87L140 86H131L130 85V83L126 80V76L125 75H127V73H126V70L124 69V66H122L123 64H121V62H120V60L121 59H118L119 57H118V54H116L117 53V51H119V50H122V49H125L126 48ZM159 46V45H158ZM201 46V45H200ZM207 46V47H208ZM40 47H41V45H40ZM91 47V46H90ZM89 47V48H90ZM95 47V46H94ZM93 47V48H94ZM206 47V48H207ZM212 47H214V46H212ZM220 47V46H219ZM243 47H245V46H243ZM256 47H257V45H256ZM39 48V47H38ZM37 48V49H38ZM64 48V47H63ZM88 48V49H89ZM96 48V49H97ZM203 48H205V47H203ZM209 48V52H210V46L208 47ZM216 48V47H215ZM215 48H213V49H215ZM82 49V48H81ZM221 49V48H220ZM219 49V50H220ZM11 50V49H10ZM19 50V49H18ZM87 50V49H86ZM95 50V49H94ZM93 50V51H94ZM180 50V51H179ZM258 50V49H257ZM89 51V50H88ZM87 51V52H88ZM188 51V50H187ZM191 51H193V50H191ZM203 51V50H202ZM206 51V50H205ZM207 51H208V49H207ZM214 52H216L215 50H213ZM223 51V50H222ZM89 52H91V50L89 51ZM88 52V53H89ZM132 52V53H133ZM208 52V53H209ZM225 52V51H224ZM224 52H220L219 51V54L220 53H224ZM250 52V51H249ZM10 53H12V52H10ZM9 53V54H10ZM17 53V52H16ZM19 53V52H18ZM88 53H87V56H90V54L88 55ZM91 53H93V52H91ZM94 53H98V52H94ZM183 53H185V52H181V54H182V56H183ZM231 53V52H230ZM229 53V54H230ZM251 53H253V52H251ZM8 54V53H7ZM43 54H44V52H42V49H40L39 48V50L37 51V53L35 54V56L34 57H31V56H27L26 55V57L25 58H19V57H15V55H13V57L14 58H11V56L10 57H5V59H2L1 61H0V123L1 124H9V122L12 124V125H14V126H16V127H18V131L20 132V127H22V128H24V129H21L22 130V133L23 132H26L27 133V135L28 136H30V137H28L27 136V138L29 139H34L35 138V129L32 127V126H26V127H24V126H22L20 123H19V120L21 121V123L24 121V119H25V117L24 116H26V112L27 111H29V107H31V108H35V107H37V103L35 104V103H32L31 101L30 102H27L26 104L24 103V104H20V103H18V104H16L14 101H15V99H16V96L17 95H21V94H23L22 96H20V97H23L26 93H27V91L29 90V87L32 85V81L29 79V78H27V71H28V69H29V67H31V66H35L37 63H38V61H36L37 59L38 60H40L41 61V59H42V57H44L43 56ZM86 54V53H85ZM85 54H83V55H85ZM201 54L203 55L204 54V52L202 53L201 52ZM222 54H220V55H222ZM228 54V55H229ZM261 54V53H260ZM259 54V55H260ZM17 55V54H16ZM19 55H20V53H19ZM34 55V54H33ZM96 55V54H95ZM196 55V54H195ZM212 55V50H211V53H210V57H212L211 56ZM224 55V54H223ZM252 55V54H251ZM5 56H7V55H5ZM9 56V55H8ZM18 56V55H17ZM80 56V55H79ZM101 56V55H100ZM123 56V55H122ZM121 56V57H122ZM127 56V55H126ZM186 56V55H185ZM197 56V55H196ZM208 56V57H209ZM230 56V55H229ZM91 57V56H90ZM94 57V56H93ZM188 57H190V56H188ZM204 57V56H203ZM86 58V57H85ZM95 58H96V56H95ZM196 58V57H195ZM205 58V57H204ZM248 58V57H247ZM184 59V58H183ZM197 59V58H196ZM206 59V58H205ZM204 59V60H205ZM218 59V58H217ZM261 59V58H260ZM260 59H259V61H260ZM185 60V59H184ZM183 60V61H184ZM189 60V59H188ZM191 60V59H190ZM189 60V61H190ZM203 60V61H204ZM211 62H212V60L211 59H209ZM208 60V61H209ZM248 60V59H247ZM130 61V60H129ZM178 61V60H177ZM188 61V62H189ZM203 61H201V63H203ZM206 61V60H205ZM223 61V60H222ZM246 61V60H245ZM249 61V60H248ZM258 61V62H259ZM94 62V61H93ZM108 62V61H107ZM185 62H187V61H185ZM184 62V64H186ZM220 62V61H219ZM261 62V61H260ZM175 63V62H174ZM180 63V62H179ZM190 64L191 63H193V61L192 62H189ZM195 63H196V61H195ZM207 63V62H206ZM214 63V62H213ZM236 62H234V64H235ZM249 63V62H248ZM89 64V63H88ZM92 64V63H91ZM173 64V63H172ZM196 64H198V63H196ZM195 64V65H196ZM200 64V63H199ZM218 64H220V63H218ZM221 64H223V63H221ZM225 64V63H224ZM247 63H245V65H246ZM250 64V63H249ZM248 64V65H249ZM257 64H263V63H257ZM41 66V68H42V70H44V64L42 65V64H40ZM107 65H108V63H107ZM130 65V64H129ZM204 65V64H203ZM208 65H209V63H208ZM207 65V66H208ZM211 65H212V67L214 66L212 63H211ZM227 65V64H226ZM225 65V66H226ZM230 65H232V63L230 64ZM260 65V67L261 68H263L262 66ZM125 66H127V65H125ZM179 66H181V65H179ZM182 66H184L183 64H182ZM185 66H188V65H185ZM192 66V65H191ZM200 66V65H199ZM210 66V65H209ZM220 66V65H219ZM112 67V68H111ZM190 67V66H189ZM193 67H195V66H192L191 68H193ZM201 67H203V66H201ZM205 67V66H204ZM212 67H211V69H212ZM220 67H222V66H220ZM234 67V66H233ZM247 67V66H246ZM87 68H89V67H87ZM130 68V67H129ZM128 68V69H129ZM173 68V67H172ZM176 68V67H175ZM196 68V67H195ZM227 68H229V64H228V66H227ZM235 68V67H234ZM239 68H241V65H240V67ZM250 66H249V72H250ZM85 69H86V66H85ZM85 69H83V70H85ZM133 69L131 70V71H133ZM203 69V68H202ZM206 69V68H205ZM205 69H203V71L205 70ZM210 69V68H209ZM211 69H210V71H211ZM215 71H216V73H219V71H221V70H219V69H224V68H219V67H217V65L215 66ZM213 69V70H214ZM236 69V68H235ZM260 69V68H259ZM78 70H80V69H78ZM189 70V69H188ZM188 70H186V71H188ZM191 70V69H190ZM189 70V71H190ZM199 70H201V68H199ZM238 70V69H237ZM90 71V70H89ZM129 71V70H128ZM164 71V70H163ZM187 72V74L188 73H190V72ZM194 71V70H193ZM207 71V70H206ZM209 71V72H210ZM215 71H213V72H215ZM230 71V70H229ZM234 71V70H233ZM245 71H246V69H245ZM264 71V70H263ZM180 72V73H179ZM196 72V73H195ZM194 72V74H195V76H196V74H197V71H195ZM212 72V71H211ZM224 72V71H223ZM237 72V71H236ZM256 72V71H255ZM43 73V75L44 74H46V73H44V72H42ZM90 73V72H89ZM90 73V74H91ZM131 73V72H130ZM132 73H135V72H132ZM202 73H204V72H202ZM206 73V72H205ZM204 73V74H205ZM215 73V74H216ZM231 73H232V71H231ZM230 73V74H231ZM240 73V72H239ZM243 73V72H242ZM245 73V72H244ZM251 73V72H250ZM261 73H263L262 71H261ZM260 73V74H261ZM82 74V73H81ZM84 74V73H83ZM183 74H185V70H184V73ZM191 74H192V72H191ZM208 75L210 74V73H207ZM213 74V73H212ZM226 74V73H225ZM246 74H247V72H246ZM245 74V75H246ZM85 75H87V74H85ZM91 75V76H92ZM137 75H139V74H137ZM203 75V74H202ZM201 75V76H202ZM219 75H221V73L219 74ZM240 75V74H239ZM242 75V74H241ZM244 75V76H245ZM88 76V75H87ZM86 76V77H87ZM133 76V75H132ZM204 76V75H203ZM223 76V75H222ZM230 76V75H229ZM243 76V75H242ZM248 76V75H247ZM78 77H80V75L78 76ZM136 77H138V76H136ZM140 77V76H139ZM184 77V76H183ZM188 78H189V76H187ZM196 77H198V76H196ZM206 77H207V75H206ZM206 77H202L203 79H205ZM212 77V76H211ZM221 76H217V78H220ZM240 77V76H239ZM253 77V76H252ZM90 78V77H89ZM128 78V77H127ZM182 78V77H181ZM201 78V79H202ZM227 78V77H226ZM234 78V77H233ZM59 79V78H58ZM88 79V78H87ZM91 79V78H90ZM115 79V78H114ZM191 79V78H190ZM192 79H193V77H192ZM191 79V80H192ZM201 79H198V80H201ZM203 79H202V81H203ZM207 79V78H206ZM205 79V80H206ZM212 79V78H211ZM213 79H215L214 77H213ZM212 79V80H213ZM221 79H222V77H221ZM225 79V78H224ZM223 79V80H224ZM232 79V78H231ZM219 80V79H218ZM222 80V81H223ZM245 80H247V78H245ZM55 81V80H54ZM139 81V80H138ZM141 81V80H140ZM185 81V79L182 81V83ZM187 81V80H186ZM217 81V80H216ZM221 81V82H222ZM228 81V80H227ZM233 81V80H232ZM61 82V81H60ZM131 82V81H130ZM208 82V81H207ZM206 82V83H207ZM220 82V80L218 81V83ZM58 83V82H57ZM113 83V82H112ZM139 83V82H138ZM141 83V82H140ZM203 83V82H202ZM212 84H214L213 82H211ZM218 83L217 84H214L215 85V88H216V85L218 86ZM236 83V82H235ZM235 83H234V85H235ZM238 83V82H237ZM34 84V83H33ZM115 84V83H114ZM137 84V83H136ZM191 84H192V82H191ZM196 84V83H195ZM199 84H201V83H199ZM211 84V85H212ZM226 84V83H225ZM224 84V85H225ZM57 85H59V84H57ZM84 85V84H83ZM83 85H82V87H83ZM86 85V84H85ZM84 85V86H85ZM117 85V84H116ZM140 85V84H139ZM182 85V84H181ZM184 86H185V82H184V84H183ZM193 85V84H192ZM210 85V84H209ZM209 85L207 84V86L209 87ZM211 85H210V87H211ZM224 85H222V86H220V87H218V88H221V87H223ZM227 85H229V84H227ZM237 85H240L239 83L237 84ZM200 86V85H199ZM201 86H204V85H201ZM200 86V87H201ZM241 86V85H240ZM75 87V86H74ZM117 87V86H116ZM183 87V86H182ZM196 87V86H195ZM195 87H193V88H195ZM209 87V88H210ZM214 87V86H213ZM226 87V86H225ZM235 87V86H234ZM249 87H251V86H249ZM255 86H253V88H254ZM31 88V87H30ZM57 88V87H56ZM181 88V87H180ZM188 88V87H187ZM185 89V90H188V89ZM197 88V87H196ZM199 88V87H198ZM202 88V87H201ZM205 88V87H204ZM204 88H202V89H204ZM224 88V87H223ZM227 88V87H226ZM230 88V87H229ZM252 87H251V90L253 89ZM222 89V88H221ZM220 89V90H221ZM102 90V91H101ZM105 90V91H104ZM110 90V89H109ZM182 91L184 90V88H182L181 89ZM206 90H207V88H206ZM210 90V89H209ZM209 90H208V92H209ZM215 90V89H214ZM213 90V91H214ZM243 90V89H242ZM81 91H82V89H81ZM192 92V90H189V92ZM203 90H201V92H202ZM205 91V90H204ZM212 91V92H213ZM216 91V90H215ZM217 91H218V89H217ZM216 91V93L215 94H217L218 92L219 93H221L222 92V90H221V92L220 91H218L217 92ZM245 91V90H244ZM247 91H248V89H247ZM253 91V90H252ZM252 91H251V93H252ZM101 92H102V94H101ZM181 92V91H180ZM188 92V93H189ZM195 92V91H194ZM193 92V93H194ZM200 92V91H199ZM199 92H195V95L197 94V93H199ZM207 92V91H206ZM207 92V93H208ZM85 93H83V94H85ZM185 93V92H184ZM183 93V94H184ZM187 93V92H186ZM203 93V92H202ZM201 93V94H202ZM133 94V93H132ZM134 94V95H135ZM206 94V93H205ZM93 95V96H94ZM190 94H187V96H189ZM204 95V94H203ZM209 95H210V93H209ZM208 95V96H209ZM222 95V94H221ZM62 96V95H61ZM131 96V95H130ZM191 96V95H190ZM190 96H189V98H190ZM199 96V95H198ZM202 96V95H201ZM206 97L207 98V100H209L208 98L209 97H211V96H209V97ZM215 96H217L218 97V95H215ZM237 96H238V94H237ZM240 96V95H239ZM250 96H252V95H250ZM249 96V97H250ZM26 97H27V94H26ZM92 97V96H91ZM91 97H90V99H91ZM112 97V96H111ZM125 97H128V96H125ZM132 97H133V95H132ZM153 97V96H152ZM181 97H183L182 95H181ZM204 96H202V98H203ZM128 98H130V97H128ZM128 98H127V100H128ZM199 98V97H198ZM220 98V97H219ZM25 99V98H24ZM23 99V100H24ZM73 99V98H72ZM83 99H84V97H83ZM87 99V98H86ZM153 99V98H152ZM158 99H159V97H158ZM179 99V98H178ZM180 99H182V98H180ZM188 99V98H187ZM204 99V98H203ZM212 99V98H211ZM220 99H224V98H220ZM74 100V99H73ZM89 100V99H88ZM94 100H96V99H94ZM184 100H186V99H184ZM190 100H192L191 98H190ZM190 100H188V101H190ZM200 100V99H199ZM199 100H197V102L196 103H198V101ZM214 100V99H213ZM216 100V99H215ZM236 100V99H235ZM25 101V100H24ZM27 101V100H26ZM75 101V100H74ZM175 101V100H174ZM183 101V100H182ZM187 101V102H188ZM196 100H194L193 102H195ZM203 101V100H202ZM201 101V102H202ZM205 101V100H204ZM218 101V100H217ZM221 101V100H220ZM3 102L4 103H6V105L7 106H4L3 105ZM38 102V101H37ZM71 102L73 103V101L71 100ZM86 102V104H87V101H85ZM89 102H90V100H89ZM89 102H88V104H89ZM98 102V103H99ZM181 102V101H180ZM186 102V103H187ZM191 102V101H190ZM224 102H226V101H224ZM258 102V101H257ZM263 102V101H262ZM22 103V102H21ZM45 103V102H44ZM80 103V102H79ZM94 103V102H93ZM126 103V102H125ZM175 103V102H174ZM192 103V102H191ZM227 103V102H226ZM232 103H234V102H232ZM8 104H10L11 106L10 107H8ZM69 104H71V103H69ZM85 104V103H84ZM84 104H83V106H84ZM88 104H87V107H88ZM182 104V103H181ZM235 104V103H234ZM234 104H231L232 105V107L234 106L235 107V105ZM55 105V104H54ZM58 105V104H57ZM57 105H55V106H57ZM92 105V104H91ZM105 105H107V104H105ZM121 105V104H120ZM176 103L174 104V107L176 108ZM186 105V104H185ZM194 105H195V103H194ZM200 105V104H199ZM206 105V104H205ZM204 105V106H205ZM219 105V104H218ZM223 105H224V103H223ZM230 104L229 103H227V105L225 106V109H226V111L227 110H231L230 109V106H229ZM252 105V104H251ZM250 105V106H251ZM255 105V107H256V104H254ZM124 106V105H123ZM126 106V105H125ZM156 106V105H155ZM188 106V105H187ZM197 106H198V104H197ZM196 106V107H197ZM207 106V105H206ZM237 106H239V105H237ZM241 106V105H240ZM59 107V106H58ZM70 107V106H69ZM78 107H81V106H78ZM86 107V110H90V109H88ZM92 107V106H91ZM93 107L95 108V106L93 105ZM98 107V106H97ZM195 107V106H194ZM194 107L193 108H191V109H194ZM202 108H204L203 106H201ZM231 107V108H232ZM242 107H244V105L242 106ZM252 107V106H251ZM82 108V107H81ZM140 108V110L142 109H144V111H142V113L141 114H143V116L141 115V114H139V112H138V109ZM208 108V106L206 107V109ZM239 108H241V107H238V109ZM85 109V108H84ZM92 109V108H91ZM126 109L124 110L123 109V111H126ZM180 108H178V110H179ZM184 109H185V107H184ZM191 109H189V110H191ZM216 109H218V108H215V110ZM244 109V108H243ZM246 109V108H245ZM58 110H60V109H58ZM67 111H69V109H66ZM94 110V109H93ZM139 110V111H140ZM172 110V109H171ZM186 110H188V108H186ZM236 110H237V108H236ZM235 110V111H236ZM247 110V109H246ZM32 111V110H31ZM66 111V112H67ZM91 111V110H90ZM104 111V110H103ZM167 111H169V112H167ZM184 111V110H183ZM194 111H196V110H194ZM193 111V112H194ZM200 111V110H199ZM199 111H198V113H199ZM202 111V110H201ZM217 111V110H216ZM221 111V110H220ZM233 111V110H232ZM232 111H230V112H232ZM253 111V113L255 112L254 110H252ZM251 111V112H252ZM82 112V111H81ZM122 112V111H121ZM171 112H173L174 113V110L173 111H171ZM185 112V111H184ZM189 112H191V111H189ZM193 112H191L192 114H193ZM218 112H219V109H218ZM222 112V111H221ZM248 112V111H247ZM68 113V112H67ZM177 113H178V111H177ZM201 113H204L203 111L201 112ZM200 113V114H201ZM213 113H214V111H213ZM233 113V112H232ZM235 113V112H234ZM256 113V112H255ZM259 113L260 112H258V116H260L259 115ZM69 114V113H68ZM82 114V113H81ZM88 114V113H87ZM163 114V117H164V119L162 118L161 119V117H160V115H162ZM197 114V113H196ZM196 114H194V115H196ZM35 115V114H34ZM73 115V114H72ZM72 115H71V117H72ZM92 115H93V113H92ZM172 115V116H171ZM193 115V119H194V116ZM203 115V114H202ZM205 115V114H204ZM203 115V116H204ZM231 115V114H230ZM254 115H256V114H254ZM85 116H86V114H85ZM110 116V115H109ZM120 116H122V115H120ZM128 116H126V117H128ZM180 116V115H179ZM185 116H186V114H185ZM188 116V115H187ZM190 116V115H189ZM199 116V115H198ZM206 116V115H205ZM232 116V115H231ZM236 116V115H235ZM243 116V115H242ZM249 116V115H248ZM257 116V117H258ZM263 116V115H262ZM88 117H89V115H88ZM88 117H87V120H88ZM93 117V116H92ZM174 117H175V119H176V116L174 115ZM200 117V116H199ZM219 117V119H220V121H223V122H227V123H225V125L226 124H228L229 123V121H230V119L228 118V115L226 114V112H225V114H224V111H223V114L222 113H218L217 114V118ZM253 117V116H252ZM257 117H256V119H257ZM264 117V116H263ZM24 118V119H23ZM33 118V117H32ZM53 118V117H52ZM66 118V117H65ZM80 118V117H79ZM98 118H101V117H99L98 116ZM124 118V117H123ZM178 118V117H177ZM196 118V117H195ZM198 118V117H197ZM228 118V119H227ZM234 118V115H233V117H232V119ZM242 118V117H241ZM247 118V121H248V117H246ZM23 119V120H22ZM27 119V118H26ZM30 119V118H29ZM51 119V118H50ZM54 119V118H53ZM92 119V118H91ZM90 119V120H91ZM102 119V118H101ZM125 119H127V118H125ZM129 119V118H128ZM192 119V120H193ZM216 119V118H215ZM239 119H240V116H239ZM243 119V118H242ZM250 120H252L251 118H249ZM255 119V118H254ZM254 119H253V123H256L257 121H256V119H255V121H254ZM261 120V118H259L258 117V120ZM68 120V119H67ZM71 120V119H70ZM74 120V119H73ZM85 120V119H84ZM94 120H96V121H99V120H97V119H94ZM105 120V119H104ZM245 120V119H244ZM30 121V120H29ZM32 121V120H31ZM35 121V120H34ZM57 121V120H56ZM77 121V120H76ZM75 121V122H76ZM93 121V120H92ZM122 121H123V119H122ZM126 121V120H125ZM128 121H130V120H128ZM168 121V120H167ZM171 120H169V122H170ZM176 121V120H175ZM183 121V120H182ZM194 121V120H193ZM217 122H218V120H216ZM240 121H243V120H240ZM239 121V122H240ZM247 121H246V123H247ZM63 122H64V120H63ZM73 122V121H72ZM79 122V121H78ZM86 122V121H85ZM88 122V121H87ZM91 122V121H90ZM90 122H89V125H90ZM104 122V121H103ZM120 122V121H119ZM132 122V121H131ZM166 122V121H165ZM173 122V121H172ZM180 122V121H179ZM199 122V121H198ZM212 122V121H211ZM222 122V125L224 124ZM235 122H238V121H235ZM259 122V121H258ZM67 123V122H66ZM81 123V122H80ZM96 123V122H95ZM94 123V124H95ZM213 123V122H212ZM250 123V122H249ZM24 124H26V122H24ZM32 124H33V122H32ZM44 124V123H43ZM54 124V123H53ZM68 124H69V121H68ZM88 124V123H87ZM92 124V123H91ZM99 124H101V123H99ZM99 124H97V125H99ZM111 124V123H110ZM125 124V123H124ZM167 124V123H166ZM178 124V123H177ZM186 124V123H185ZM188 124V123H187ZM187 124H186V126H187ZM203 124V123H202ZM233 124H235V123H233ZM232 124V126H233V130H236V131H231V132H237L238 130L237 129H234V128H236V127H234V125ZM245 124V123H244ZM34 125V124H33ZM37 125V124H36ZM81 125V124H80ZM104 125V124H103ZM126 125V124H125ZM179 125V124H178ZM177 125V126H178ZM191 125H193V123L191 124ZM199 125V124H198ZM229 125H230V123H229ZM228 125V126H229ZM236 125V124H235ZM241 125H242V123H241ZM241 125H238V126H241ZM247 125V124H246ZM250 125V124H249ZM251 125H252V123H251ZM3 126V125H2ZM1 126V127H2ZM61 126H63V125H61ZM92 126V125H91ZM160 126H161V124H160ZM181 126V125H180ZM184 126V128H186L185 127V125H183ZM183 126H181L182 128H183ZM248 126V125H247ZM4 127H5V125H4ZM10 127V126H9ZM83 127V126H82ZM89 127V126H88ZM180 127V128H181ZM193 127H195L194 125H193ZM220 127V126H219ZM222 127V126H221ZM226 127V126H225ZM245 127V126H244ZM249 127H251V126H249ZM253 127V126H252ZM40 127H38L37 129H39ZM65 128V127H64ZM80 128V127H79ZM93 128V127H92ZM107 128V127H106ZM152 128V127H151ZM174 128V127H173ZM192 128V127H191ZM191 128H189V129H191ZM197 128H198V126H197ZM196 128V129H197ZM211 128V127H210ZM209 128V129H210ZM230 127H228L227 129H229ZM239 128V127H238ZM246 128V127H245ZM254 129L256 128V127H253ZM8 129V128H7ZM90 129V128H89ZM137 129H136V131H137ZM179 129V128H178ZM178 129H177V137H178V135L180 134V132L178 133ZM193 129V128H192ZM199 129H201V128H199ZM226 129V128H225ZM257 130H264V124H262L261 123V121H260V125H258V127L256 128ZM24 130V131H23ZM41 130V129H40ZM63 130V129H62ZM68 130V129H67ZM70 130V129H69ZM84 130V129H83ZM134 130V129H133ZM159 130V129H158ZM165 130V129H164ZM176 130V129H175ZM181 130H183V129H181ZM188 130V129H187ZM198 130V129H197ZM196 130V131H197ZM219 130V129H218ZM240 130H242V127H241V129ZM243 130H245L244 128H243ZM242 130V131H243ZM252 130V129H251ZM1 131V130H0ZM2 131H5V130H2ZM59 131H60V129H59ZM65 131V130H64ZM63 131V133H66V132H64ZM71 131H73V130H71ZM77 131H79V130H77ZM80 131H82V130H80ZM96 131V130H95ZM144 131V130H143ZM149 131V130H148ZM155 131V130H154ZM153 131V132H154ZM196 131H195V136H196ZM202 131V130H201ZM200 131V133L202 134V133H204V132H201ZM210 131V130H209ZM221 131V130H220ZM241 131V132H242ZM248 131L251 133V131H250V129H248ZM247 131V133H249ZM255 131V130H254ZM44 132V131H43ZM47 132V131H46ZM84 132V131H83ZM135 132V131H134ZM139 132V131H138ZM150 132V131H149ZM152 132V133H153ZM191 132V130L189 131V133ZM239 132V131H238ZM246 132V131H245ZM245 132H243V133H245ZM3 133V132H2ZM6 133H8L7 131H6ZM10 133V132H9ZM21 133V132H20ZM22 133L21 134H19V135H17V134H14V135H12V137L13 138H11L10 140H8L7 142L6 141H4V142H1L2 140H0V148H1V150L2 149H4V151L7 153V154H4L5 155V157H7V159H9V160H7L6 162L7 163H4L5 164V167L3 168V171H2V177H0V178H2L3 180V182L2 183H4L2 186H1V188H2V190H3V193H7L6 195H8V198H5V199H8V208H12L13 209V211H11V213L13 212H15V211H17V206H15V199H16V194L14 193V181L15 180H18V179H21V181H22V178L24 177L25 179H26V181H28L29 183H28V185L29 184H32L33 183V181L35 180V181H37L36 183H38L39 182V180L36 178L37 176H36V174L37 173H39L38 175L41 177L40 179H41V181H43L44 183L46 182V184L47 183H49L50 185H52L51 187H54V188H58L57 186H55L56 184H55V181L57 180H53V178H52V176L50 175V171L51 172H53L52 170L54 169V170H56L55 168V163H54V160L53 161H51V162H47L46 161V159H45V162H43V160H41V159H43L44 157H43V155L41 154V152H43L44 151V149H43V146L41 147L40 146V144H39V141L38 140H34L35 141V143H36V146L34 147V145L35 144H32V142H28V140H26V138L25 139H22L21 137H22ZM26 133L24 134V135H26ZM50 133V132H49ZM48 133V134H49ZM63 133H61L62 135H63ZM73 133H74V131H73ZM77 133H80V132H76V134ZM88 133H89V131H88ZM95 133V132H94ZM173 133V132H172ZM188 133V134H189ZM193 133H194V131H193ZM229 133V132H228ZM242 133V134H243ZM246 133V134H247ZM253 134H255V132H252ZM258 133V132H257ZM256 133V134H257ZM40 134H42V133H40L39 132V135ZM44 134H45V132H44ZM59 134V133H58ZM87 134V133H86ZM104 134V133H103ZM141 134V133H140ZM171 134V133H170ZM175 134H176V131H175ZM200 134V135H201ZM216 134V133H215ZM234 134V133H233ZM237 134V133H236ZM253 134H251V135H253ZM260 134V133H259ZM6 135V134H5ZM4 135V136H5ZM23 135V136H24ZM73 135V134H72ZM89 135V134H88ZM136 135V134H135ZM141 135H144V133L143 134H141ZM140 135V136H141ZM146 135V134H145ZM152 135V134H151ZM150 135V136H151ZM155 135V134H154ZM184 135V134H183ZM185 135H187V133L185 134ZM199 135V134H198ZM197 135V136H198ZM204 135H206V134H204ZM203 134H202V136H204ZM219 135V134H218ZM239 135V134H238ZM258 135V134H257ZM37 136V135H36ZM41 136V135H40ZM40 136H38V137H40ZM47 136H49V135H47ZM56 136V135H55ZM63 136H65V135H63ZM62 136V137H63ZM109 136V135H108ZM121 136H123V135H121ZM131 136V135H130ZM140 136L138 135V136H136L137 138H140ZM158 136H160V135H158ZM173 136L175 137V135L173 134ZM190 136H192V135H190ZM189 136V137H190ZM196 136V137H197ZM235 136V135H234ZM234 136H232L231 135V140L234 138ZM242 136V135H241ZM241 136H237V137H241ZM249 136V135H248ZM255 136V135H254ZM254 136H252V137H254ZM26 137V136H25ZM44 137H46V136H44ZM85 137V136H84ZM92 137V136H91ZM136 137H134V138H136ZM161 137V136H160ZM179 137H181V136H179ZM196 137H195V139H196ZM201 137V136H200ZM216 137H218V136H216ZM233 137V138H232ZM236 137V138H237ZM244 137V136H243ZM7 138V137H6ZM5 138V139H6ZM10 138V137H9ZM37 138V137H36ZM43 138V137H42ZM58 138V137H57ZM56 138V139H57ZM64 138H66V137H64ZM71 138H72V136H71ZM70 138V139H71ZM133 138V139H134ZM136 138V139H137ZM143 138H145L144 136H143ZM142 138V140H144ZM147 138V137H146ZM145 138V139H146ZM194 138V137H193ZM192 138V139H193ZM213 138V137H212ZM247 138V137H246ZM251 138V137H250ZM264 138V137H263ZM29 139V140H30ZM59 139V138H58ZM57 139V140H58ZM62 139V138H61ZM128 139V138H127ZM141 139V138H140ZM172 139V138H171ZM175 139V138H174ZM179 139V138H178ZM187 138H185V140H186ZM190 139H191V137H190ZM189 139V140H190ZM191 139V140H192ZM208 139V138H207ZM219 138H217L216 139V141L218 140ZM238 139V142H239V140L241 139H239V138H237ZM47 140V139H46ZM49 140H50V138H49ZM54 140H55V138H54ZM71 140H73V138L71 139ZM85 140V139H84ZM149 140V139H148ZM154 140H155V138H154ZM158 140V139H157ZM160 140V139H159ZM162 140V139H161ZM175 140H177V139H175ZM181 140V139H180ZM179 140V141H180ZM184 140V139H183ZM188 140V141H189ZM194 140V139H193ZM197 140H199L198 139V137H197ZM196 140V141H197ZM203 139H201L200 138V141H202ZM252 140V139H251ZM36 141H38V142H36ZM44 141H45V139H44ZM61 141H63V139L61 140ZM74 141V140H73ZM103 141V140H102ZM125 141V140H124ZM128 141V140H127ZM139 141V140H138ZM138 141H137V143H138ZM169 141V140H168ZM178 141V140H177ZM187 140H186V142H188ZM195 141V142H196ZM206 141V140H205ZM204 140H203V142H205ZM210 141V140H209ZM214 141H215V139H214ZM233 141H236V140H233ZM247 141V140H246ZM21 143V146H22V150H17L16 149V144L17 143ZM59 142V141H58ZM64 142V141H63ZM82 142V141H81ZM143 142V141H142ZM145 142H148V141H145ZM150 142V141H149ZM152 142H153V140H152ZM163 142V141H162ZM173 142V141H172ZM175 142V141H174ZM182 142H184V141H182ZM195 142H194V145H196L195 144ZM223 142V141H222ZM221 142V143H222ZM251 142V141H250ZM253 142H255V141H253ZM253 142H252V144H253ZM34 143V142H33ZM47 143V142H46ZM51 143V142H50ZM69 143H71V142H69L68 141V144ZM80 143V142H79ZM95 143V142H94ZM102 143V142H101ZM109 143H110V141H109ZM112 143V142H111ZM130 143H132V141H130ZM140 143V142H139ZM185 143V142H184ZM202 143V142H201ZM215 143V142H214ZM218 144L220 143V142H217ZM262 143V142H261ZM60 144V143H59ZM73 144V143H72ZM107 144V143H106ZM123 144V143H122ZM150 144V146L152 145L153 146V144H151V143H149ZM148 144V145H149ZM168 144H170V145H172V143H168ZM209 144V143H208ZM212 144V143H211ZM256 144V143H255ZM263 144H264V142H263ZM69 145H71V144H69ZM77 145V144H76ZM83 145V144H82ZM100 145V144H99ZM118 145V144H117ZM145 145V144H144ZM143 144L142 145H140V146H144ZM174 145V144H173ZM185 145V144H184ZM184 145H182V146H184ZM189 145H190V143H189ZM198 145H200V144H197V146ZM220 145V144H219ZM234 144H232L231 145V147L233 146ZM248 145V144H247ZM246 145V146H247ZM257 145V144H256ZM19 146H20V144H19ZM20 146V147H21ZM57 146V145H56ZM72 146V145H71ZM88 146V145H87ZM106 146V145H105ZM107 146H108V144H107ZM139 146V147H140ZM147 146V145H146ZM155 146V145H154ZM154 146H153V148H154ZM156 146H157V144H156ZM186 146V145H185ZM187 146H188V144H187ZM193 146V144H191V147ZM201 146H203L202 144H201ZM200 146V147H201ZM259 146V145H258ZM257 146V147H258ZM43 149L42 151L39 149ZM66 147V146H65ZM75 147V146H74ZM82 147V146H81ZM103 147V146H102ZM119 147V146H118ZM158 147V146H157ZM166 147H168V145L166 146ZM175 147V146H174ZM173 147V148H174ZM219 147V146H218ZM223 147V146H222ZM254 147V146H253ZM261 147V146H260ZM259 147V148H260ZM83 148V147H82ZM151 149H152V147H150ZM159 148V147H158ZM158 148H156V150H158ZM184 148V147H183ZM186 148V147H185ZM188 148H190V146H188ZM195 148L196 147H194V150H195ZM203 148V147H202ZM201 148V149H202ZM213 148H214V146H213ZM217 148V147H216ZM215 148V149H216ZM226 148V147H225ZM230 148V147H229ZM244 148V147H243ZM256 148V147H255ZM19 149V148H18ZM46 149V148H45ZM67 149V148H66ZM72 149V148H71ZM79 149H80V146H79ZM85 149V148H84ZM122 149H124V148H122ZM155 149V148H154ZM160 149L161 148H159V151H160ZM162 149H164V148H162ZM177 148H175L174 150H176ZM191 149V148H190ZM199 149V148H198ZM205 149V148H204ZM203 149V150H204ZM208 149H209V147H208ZM245 150H246V147L244 148ZM261 149V148H260ZM15 150H17V151H22V153L21 154H23L24 155V159L22 160V162L21 163H19V165H13L12 163V161H14L15 159H14V155H15ZM39 150L41 151L40 153H39ZM47 150V149H46ZM53 150V149H52ZM73 150V149H72ZM76 150H77V148H76ZM140 150V149H139ZM147 150V149H146ZM153 150V149H152ZM152 150H150V152L152 151ZM186 150V149H185ZM206 150H207V147H206ZM210 150H212V149H210ZM209 150V151H210ZM218 150V149H217ZM48 151V150H47ZM66 151V150H65ZM81 151V150H80ZM118 151V150H117ZM144 151V150H143ZM149 151V150H148ZM178 151V150H177ZM182 151V150H181ZM184 151V150H183ZM189 151V150H188ZM199 151H201V150H199ZM205 151V150H204ZM235 151V150H234ZM238 151V150H237ZM250 151V150H249ZM252 151V150H251ZM259 151V150H258ZM261 151V150H260ZM55 152V151H54ZM60 152V151H59ZM69 152H71V151H69ZM72 152H74V151H72ZM71 152V155H69V156H66V157H68L69 158V160H68V163H67V165L68 166H70V165H72V168H73V163L75 164L76 163V161H77V159H79L78 157V155H77V153L75 154H73ZM78 152V151H77ZM89 152H91V151H89ZM170 152V151H169ZM187 152V151H186ZM190 152V151H189ZM207 152V151H206ZM221 152V151H220ZM228 153H230L229 151H227ZM227 152H226V155H227ZM246 152V151H245ZM248 152V151H247ZM256 152V151H255ZM255 152H253V153H255ZM3 153V152H2ZM1 153V154H2ZM46 152H44V154H45ZM66 153V152H65ZM102 153V152H101ZM143 153V152H142ZM173 153V152H172ZM191 153V152H190ZM193 153V152H192ZM191 153V154H192ZM195 153H197V150H196V152ZM249 153V152H248ZM38 154H41V156H42V158H38V157H40V155H38ZM61 154V153H60ZM123 154V153H122ZM125 154V153H124ZM124 154H123V156H124ZM127 154V153H126ZM129 154V153H128ZM132 154V153H131ZM137 154V153H136ZM151 155L149 156V160H151L150 162H152L153 164H154V166H155V162H157V160L159 159V155H157V151H156V153L155 152H153V153H150ZM170 154V153H169ZM251 154V153H250ZM257 154V153H256ZM259 154V153H258ZM262 155H263V153H261ZM17 155V154H16ZM15 155V156H16ZM19 155V154H18ZM25 155H26V157H25ZM45 155H47V154H45ZM87 155V154H86ZM89 155V154H88ZM96 155V154H95ZM115 155V154H114ZM119 155H120V153H119ZM168 155V154H167ZM175 154H173V156H174ZM177 155V154H176ZM183 155V154H182ZM203 155V154H202ZM244 155V154H243ZM143 156V155H142ZM144 156H146V155H144ZM186 156V155H185ZM187 156H188V154H187ZM193 156V155H192ZM195 156H197V155H195ZM206 156H207V154H206ZM214 156V155H213ZM228 156H230L229 154H228ZM233 156V155H232ZM239 156V155H238ZM247 156V155H246ZM19 157V156H18ZM52 157V156H51ZM60 157V156H59ZM63 157V156H62ZM65 157V156H64ZM65 157V158H66ZM81 157V156H80ZM92 156H90L89 158H91ZM107 157H108V155H107ZM116 157V156H115ZM133 157V159H134V156H132ZM146 157H148V156H146ZM178 157V156H177ZM190 157V156H189ZM198 157V156H197ZM205 157V156H204ZM240 157V156H239ZM245 157V156H244ZM253 157H254V154H253ZM264 157V156H263ZM100 158V157H99ZM119 158H121V157H119ZM174 158V157H173ZM181 158H183V157H181ZM214 158V157H213ZM250 158V157H249ZM258 158V157H257ZM262 158V157H261ZM5 159V158H4ZM18 159V158H17ZM106 158H104V160H105ZM162 159V158H161ZM185 159H187V158H185ZM184 159V162L186 163V160ZM190 159V158H189ZM198 159V158H197ZM201 159V158H200ZM236 159V158H235ZM238 159V158H237ZM254 159V158H253ZM1 160V159H0ZM40 160V161H39ZM56 160V159H55ZM67 160V159H66ZM65 159L63 160L64 161V163H65V161H66ZM82 160V159H81ZM84 160H86V159H84ZM128 160V159H127ZM148 160V159H147ZM172 160H174V159H172ZM175 160H176V158H175ZM174 160V161H175ZM182 160V159H181ZM193 160V159H192ZM203 160H204V158H203ZM209 160V159H208ZM207 160V161H208ZM255 160V159H254ZM260 160V159H259ZM2 161V160H1ZM57 161V160H56ZM55 161V162H56ZM58 161H60V160H58ZM102 161V160H101ZM107 161V160H106ZM134 161V160H133ZM136 161V160H135ZM173 161V162H174ZM189 161H191V159L189 160ZM188 161V162H189ZM238 161V160H237ZM247 161V160H246ZM250 161V160H249ZM252 161V160H251ZM258 161V160H257ZM78 162V161H77ZM108 162V161H107ZM106 162V163H107ZM113 162H114V160H113ZM126 162V161H125ZM130 162H131V160H130ZM147 162V161H146ZM166 162V161H165ZM172 162V161H171ZM181 162V161H180ZM193 162V161H192ZM191 162V163H192ZM194 162H196V161H194ZM194 162H193V165H195L194 164ZM129 163V162H128ZM144 163V162H143ZM190 163V162H189ZM203 162H201V164H202ZM207 163V162H206ZM229 163V162H228ZM244 163V162H243ZM253 163V162H252ZM16 164H17V162H16ZM20 164L22 165V167L20 166ZM33 164L34 165H36V167H37V170L35 171V173L33 172L32 174L33 175H29V176H24V174H26V172H27V168H28V170L29 169H31L32 167H33ZM58 164V162L56 163V165ZM60 164V163H59ZM78 164V163H77ZM80 164V163H79ZM105 164V163H104ZM134 164V163H133ZM147 164H148V162H147ZM151 164V163H150ZM177 164V163H176ZM179 164V163H178ZM178 164H177V166H178ZM182 164H184L183 163V161H182ZM188 163H186V165H187ZM245 164V163H244ZM257 164V163H256ZM76 165V164H75ZM83 165V164H82ZM108 165V164H107ZM112 165V164H111ZM157 165H158V163H157ZM185 165V164H184ZM198 165V164H197ZM197 165H195V166H197ZM206 165V164H205ZM58 166V165H57ZM63 166V165H62ZM78 166V165H77ZM139 166V165H138ZM153 166V165H152ZM152 166H148V167H151V168H149V170L150 169H152ZM161 166V165H160ZM174 166H175V164H174ZM187 166H189V164L187 165ZM192 166V165H191ZM200 166V165H199ZM202 166V165H201ZM204 166V165H203ZM208 166V165H207ZM255 166H257V165H255ZM260 166V165H259ZM2 167V166H1ZM26 167V168H25ZM71 167V166H70ZM89 167V166H88ZM108 167V166H107ZM107 167H106V169H107ZM112 167V166H111ZM117 167V166H116ZM147 167V168H148ZM173 167V166H172ZM193 167V166H192ZM192 167H191V169H192ZM248 167H250V164L248 165L247 163L244 165V169H245V173L247 172V170H248ZM263 167V166H262ZM34 168V167H33ZM58 168H59V166H58ZM65 168V167H64ZM68 168V167H67ZM67 168H65V170L67 169ZM76 168V167H75ZM78 168V167H77ZM86 168V167H85ZM132 168V167H131ZM144 168V167H143ZM157 168H158V166H157ZM156 168V170H158ZM160 168V167H159ZM166 168V167H165ZM169 168V167H168ZM175 168H177V167H175ZM199 168V167H198ZM201 168V167H200ZM222 168H224V167H222ZM63 169V168H62ZM71 169V168H70ZM87 169V168H86ZM100 169V168H99ZM104 169V168H103ZM161 169H162V167H161ZM160 169V170H161ZM167 169V168H166ZM172 169V168H171ZM179 169V168H178ZM190 168H188V170H189ZM195 169H196V167H195ZM226 169V168H225ZM233 169V168H232ZM241 169V168H240ZM60 170V169H59ZM59 170L56 172V173H58L59 172ZM73 170V169H72ZM71 170V171H72ZM82 170V169H81ZM110 170V169H109ZM113 170V169H112ZM115 170V169H114ZM118 170V169H117ZM155 170V169H154ZM168 171H169V169H167ZM177 170V169H176ZM183 170V169H182ZM185 170V169H184ZM184 170H183V172H184ZM186 171V172H190V171ZM199 170H201V169H199ZM199 170H197V171H199ZM222 170V169H221ZM250 170V169H249ZM256 170V169H255ZM30 171V170H29ZM105 171V170H104ZM145 171V170H144ZM193 171V170H192ZM196 171V170H195ZM197 171H196V173H197ZM31 172V171H30ZM37 172V173H36ZM61 172V171H60ZM75 172V171H74ZM109 172V171H108ZM141 172V171H140ZM150 172H151V170H150ZM155 172V171H154ZM158 172V171H157ZM166 172V171H165ZM182 171L180 170V173H181ZM186 172H184V173H181L182 175L183 174H185ZM227 172V171H226ZM226 172H225V174H226ZM232 172V171H231ZM230 172V173H231ZM250 172V171H249ZM55 173V172H54ZM99 173H100V171H99ZM107 173V172H106ZM110 173H111V171H110ZM114 173H115V171H114ZM123 173V172H122ZM128 173V172H127ZM131 173V172H130ZM136 173V172H135ZM156 173V172H155ZM163 173V172H162ZM178 173H179V171H178ZM202 173V172H201ZM209 173V172H208ZM224 173V172H223ZM235 173V172H234ZM238 173V172H237ZM102 174H103V172H102ZM116 174V176H118V174L117 173H115ZM119 174H120V172H119ZM141 174V173H140ZM149 174H151V173H149ZM171 174V173H170ZM186 174H189V173H186ZM200 174V173H199ZM204 174V173H203ZM210 174V173H209ZM21 175L23 176V177H21ZM58 175V174H57ZM109 175V174H108ZM138 175V174H137ZM193 175V174H192ZM196 175V174H195ZM205 175V174H204ZM234 175V174H233ZM240 175V174H239ZM246 175V174H245ZM260 175V174H259ZM1 176V175H0ZM59 178L60 177H62L61 175H60V173H59ZM106 177H107V175H105ZM104 176V177H105ZM111 176V175H110ZM114 176V175H113ZM145 176V175H144ZM159 176V175H158ZM185 176H187V175H185ZM231 176H232V174H231ZM253 176V175H252ZM67 177V176H66ZM83 177H85V176H83ZM82 177V178H83ZM119 177V176H118ZM117 177V178H118ZM157 177V176H156ZM200 177V176H199ZM204 177V176H203ZM245 177V176H244ZM56 178H57V176H56ZM63 178H65V176L63 177ZM75 178V177H74ZM112 178V177H111ZM114 178H116V177H114ZM145 178V177H144ZM155 178V177H154ZM159 178V177H158ZM173 178V177H172ZM179 178H180V176H179ZM197 178V177H196ZM202 177H200V179H201ZM207 178V177H206ZM221 178V177H220ZM237 178V177H236ZM253 178V177H252ZM66 179V178H65ZM64 179V180H65ZM110 179V178H109ZM131 179V178H130ZM162 179V178H161ZM192 179H194L193 177H192ZM199 179V178H198ZM203 179H205V177L203 178ZM226 179V178H225ZM248 179V178H247ZM59 180V179H58ZM68 180V179H67ZM70 181H71V178L69 179ZM112 180V179H111ZM149 180V179H148ZM159 180V179H158ZM206 180H209V179H206ZM221 180V179H220ZM40 181V182H41ZM99 181V180H98ZM105 181V180H104ZM110 181V180H109ZM112 181H114V180H112ZM112 181H111V184H113L112 183ZM119 181V180H118ZM145 181H147V180H145ZM151 181V180H150ZM154 181V180H153ZM185 181H186V179H185ZM196 181V180H195ZM199 181V180H198ZM202 181V180H201ZM222 181V180H221ZM221 181H219V182H221ZM227 181V180H226ZM243 181L246 183L247 182V180L244 178L243 179ZM58 182V181H57ZM67 182V181H66ZM189 182H191V181H189ZM203 182V181H202ZM208 182V181H207ZM258 182V181H257ZM256 182V183H257ZM22 183H23V181H22ZM42 183V182H41ZM67 183H69V182H67ZM104 183V182H103ZM145 183V182H144ZM143 183V184H144ZM154 183V182H153ZM158 183H160V182H158ZM209 183V182H208ZM221 183H223V182H221ZM255 183V184H256ZM0 184H1V181H0ZM70 184V183H69ZM141 184H142V182H141ZM160 184H162V183H160ZM187 184H189V183H187ZM192 184V183H191ZM219 184V183H218ZM36 185V184H35ZM34 185V186H35ZM39 186V188L38 189H36L37 190V192H38V194L40 195V197H42V199H45V193L46 192H44V190H43V185H41V184H38ZM57 185H59V184H57ZM68 185V184H67ZM76 185V183L73 185V183L72 184H70L69 185V187L67 186V188L68 189H64V188H62V190H66L65 191V194H71V193H73L74 192V190H76L75 189V186ZM115 185V184H114ZM145 185V184H144ZM148 185V184H147ZM184 185V184H183ZM195 185H196V183H195ZM198 185V184H197ZM226 185V184H225ZM227 185H228V183H227ZM254 185V184H253ZM260 185H261V183H260ZM26 186V185H25ZM136 186V185H135ZM148 186H150V185H148ZM161 186H163V185H161ZM187 186H189V185H187ZM200 186H202V185H199V187ZM220 186V185H219ZM222 186V185H221ZM231 186V185H230ZM234 186V185H233ZM28 187V186H27ZM36 187V186H35ZM64 187V186H63ZM65 187H66V183H65ZM111 187H112V185H111ZM110 187V189H112ZM151 187V186H150ZM191 187H192V185H191ZM191 187L189 186V188L188 187H186L185 186V192H187L188 193V191H190V194H192L191 193V191H193V189L191 190ZM222 187H224V185L222 186ZM232 187V186H231ZM249 187H251L250 185H249ZM252 187H254V186H252ZM256 188L258 187V186H255ZM18 188V187H17ZM41 188V189H40ZM86 188V187H85ZM143 188H145V186L143 187ZM153 188V187H152ZM186 188H187V190L188 191H186ZM193 188V187H192ZM197 188V187H196ZM215 188V187H214ZM218 188H220V187H218ZM260 188V187H259ZM26 189V188H25ZM47 190H48V188H46ZM50 189V188H49ZM59 189V188H58ZM57 189V190H58ZM108 189V188H107ZM117 189V188H116ZM148 189V188H147ZM146 189V190H147ZM201 189V188H200ZM221 189V188H220ZM255 189V188H254ZM61 190V189H60ZM59 190V191H60ZM109 190V189H108ZM114 190V189H113ZM118 190V189H117ZM137 190V189H136ZM145 190V191H146ZM149 190V189H148ZM151 190V189H150ZM199 190V189H198ZM216 190H218V189H216ZM236 189H234V191H235ZM238 190V189H237ZM240 190V189H239ZM245 190V189H244ZM252 190V189H251ZM52 191V190H51ZM142 191V190H141ZM159 191V190H158ZM225 191V190H224ZM1 192V191H0ZM36 192V193H37ZM50 192V191H49ZM148 192V191H147ZM163 192V191H162ZM184 192V193H185ZM248 192V191H247ZM62 193V192H61ZM78 192H74V196L77 194ZM108 193V192H107ZM117 193V192H116ZM151 193V192H150ZM187 193H185V194H187ZM200 193V192H199ZM223 193V192H222ZM235 193H237V191L235 192ZM23 194V193H22ZM31 194V193H30ZM38 194H37V197H38ZM79 194V193H78ZM78 194H77V196H78ZM144 194V193H143ZM189 194V193H188ZM238 194H239V192H238ZM248 194H250V193H248ZM256 194V193H255ZM259 194V193H258ZM18 195H19V193H18ZM48 195V194H47ZM50 195V194H49ZM62 195H63V193H62ZM147 195V194H146ZM151 195V194H150ZM173 195V194H172ZM217 195V194H216ZM219 195V194H218ZM237 195V194H236ZM241 195V194H240ZM243 195H244V193H243ZM251 195V194H250ZM250 195H248V196H250ZM4 196V195H3ZM30 196V195H29ZM55 196V195H54ZM77 196H75V197H77ZM128 196V195H127ZM195 196V195H194ZM227 196H229V195H227ZM230 196H232V193H231V195ZM253 197H254V195H252ZM251 196V197H252ZM22 197V196H21ZM40 197H38V200H39V198ZM62 197V196H61ZM60 197V198H61ZM146 197H149V196H146ZM163 197V196H162ZM187 197H188V195H187ZM189 197H191V198H196V196L195 197H193V196H190L189 195ZM188 197V198H189ZM218 197V196H217ZM221 198H222V195L220 196ZM225 197V196H224ZM232 197H234L235 198V196H232ZM242 197V196H241ZM240 197V198H241ZM256 197V196H255ZM2 198V197H1ZM18 198V197H17ZM47 198V197H46ZM59 198V199H60ZM73 198V197H72ZM182 198V197H181ZM191 198H189V200L188 201H193V199H191ZM198 198V197H197ZM200 198V197H199ZM205 198V197H204ZM219 198V197H218ZM244 198V197H243ZM21 199V198H20ZM112 199V198H111ZM131 199V198H130ZM150 199V198H149ZM158 199V198H157ZM220 199V198H219ZM226 199H228V198H226ZM28 200V199H27ZM72 200V199H71ZM76 200H77V198H76ZM127 200V199H126ZM137 200V199H136ZM248 200V199H247ZM34 201V200H33ZM36 201V200H35ZM42 201H44V200H42ZM47 201V200H46ZM50 201V200H49ZM61 201V200H60ZM73 201V200H72ZM74 201H75V199H74ZM150 201V200H149ZM157 201V200H156ZM165 201V200H164ZM200 201V200H199ZM207 201H209V200H207ZM246 201V200H245ZM252 201V200H251ZM251 201H249V202H251ZM6 203H7V201H5ZM17 202V201H16ZM28 202V201H27ZM37 202V201H36ZM52 202V201H51ZM61 202H63V201H61ZM158 202V201H157ZM157 202H156V205H157ZM212 202V201H211ZM217 202V201H216ZM220 202H222V201H220ZM241 202V201H240ZM240 202H238V203H240ZM247 202V201H246ZM245 202V203H246ZM254 202V201H253ZM1 203V202H0ZM4 203V202H3ZM47 203V202H46ZM75 203V202H74ZM84 203H85V201H84ZM84 203H82L81 202V204L83 205ZM151 203V202H150ZM152 203L154 204L155 202H153L152 201ZM168 203V202H167ZM184 203V202H183ZM193 202H191V204H192ZM234 203H236V206H237V202H234ZM244 203V204H245ZM34 204V203H33ZM32 204V205H33ZM43 204V203H42ZM66 204V203H65ZM145 204V203H144ZM169 204V203H168ZM243 204V203H242ZM242 204H238V205H240V207L242 206ZM2 205V204H1ZM17 205V204H16ZM39 205V204H38ZM44 205V204H43ZM47 205V204H46ZM58 205H59V203H58ZM69 205V204H68ZM71 205V207H72V205H73V202H72V204H70ZM75 205H76V203H75ZM74 205V206H75ZM84 205H86V204H84ZM83 205V206H84ZM162 205V204H161ZM164 205H165V203H164ZM184 205H185V203H184ZM215 205V204H214ZM222 205H224V204H222ZM229 205V204H228ZM227 205V206H228ZM4 205H2V207H3ZM24 206H26V205H24ZM28 206V205H27ZM35 206H37V205H35ZM54 206V205H53ZM65 206V205H64ZM73 206V207H74ZM128 206V205H127ZM186 206V205H185ZM189 206H191V205H189ZM195 206H196V204H195ZM6 207V206H5ZM4 207V208H5ZM40 208H42L41 206H39ZM44 207V206H43ZM72 207V208H73ZM77 207V206H76ZM78 207H81V205L79 206V204H78ZM77 207V208H78ZM186 207H188V206H186ZM194 207V206H193ZM197 207V206H196ZM217 207V206H216ZM222 207V206H221ZM230 207V206H229ZM239 207V206H238ZM246 207V206H245ZM252 207V206H251ZM254 207V206H253ZM257 207V206H256ZM23 208V207H22ZM32 208V207H31ZM63 208V207H62ZM64 208H66V207H64ZM68 208V207H67ZM82 208V207H81ZM217 208H219V207H217ZM2 209V208H1ZM190 208H188V210H189ZM204 209V208H203ZM210 209H212V208H210ZM233 209H234V207H233ZM257 209L258 208H256V210L255 211H257ZM4 210H6V209H4ZM8 210V209H7ZM28 209H27V207H24V211H27ZM83 210V209H82ZM193 210H194V208H193ZM192 210V208L190 209V211L192 212L193 211ZM206 210H208V209H206ZM221 210V209H220ZM239 210V209H238ZM245 210V209H244ZM252 210V209H251ZM31 211V210H30ZM40 211V210H39ZM43 211V210H42ZM44 211H46V210H44ZM64 211V210H63ZM69 211V210H68ZM144 211H145V209H144ZM166 211V210H165ZM189 211V212H190ZM195 211V210H194ZM194 211L192 212V214L194 213ZM216 211H218V210H216ZM4 212H6V211H4ZM32 212H34V211H32ZM50 212V211H49ZM48 212V213H49ZM62 212V211H61ZM70 212V211H69ZM71 212H72V210H71ZM74 212H75V210H74ZM78 212H81V215L84 217V218H82V220H84L85 221V223H87L88 225H89V227L91 228V231H92V234H94L95 236L97 235L98 237H100V239H101V241H102V243L105 245V247L107 248V251H108V253L107 254H109V252H110V254L111 255H121L126 261H127V264H152V262H154V261H151V259H149L148 258V256L144 253V251H143V242H144V240L142 241L140 238H138V237H134L133 235H129V236H126L125 234H123V233H117V230H116V232H115V230H113V228L111 227V224H109L108 223V221H110L109 219H99V217H97L98 219L97 220H92V219H90V218H88L86 215V217L83 215V213H82V211L80 210V208L79 209H77V213ZM93 212V211H92ZM154 212V211H153ZM170 212H171V210H170ZM190 212V213H191ZM195 212H197V211H195ZM223 212H225V211H223ZM237 212V211H236ZM247 212V211H246ZM16 213V212H15ZM14 213V214H15ZM20 213V212H19ZM28 213H30V212H28ZM46 213V212H45ZM47 213V214H48ZM93 213H95V212H93ZM142 213H144V212H142ZM147 213V212H146ZM172 213H173V211H172ZM219 213H221V212H219ZM219 213H217V214H219ZM242 213V212H241ZM249 213V212H248ZM248 213H247V215H248ZM258 213V212H257ZM24 214H25V212H24ZM34 214V213H33ZM36 214V213H35ZM65 214H67V212L65 213ZM71 214V213H70ZM73 214V213H72ZM165 214V213H164ZM167 214H169V213H167ZM246 214V213H245ZM2 215V214H1ZM7 215V214H6ZM17 216H18V212H17V214H16ZM76 215V214H75ZM74 215V216H75ZM153 215H154V213H153ZM184 215V214H183ZM216 215V214H215ZM231 215V214H230ZM2 216H5V215H2ZM14 216V215H13ZM25 216V215H24ZM27 216V215H26ZM44 217H45V215H43ZM67 216V215H66ZM71 216V215H70ZM69 216V217H70ZM73 216V215H72ZM71 216V217H72ZM73 216V217H74ZM77 216V220H80L81 218H79V215H76ZM196 216H198V215H196ZM220 216H222V215H220ZM249 216V215H248ZM8 217V216H7ZM57 217V216H56ZM72 217V218H73ZM101 217V216H100ZM136 217V216H135ZM150 217V216H149ZM167 217V216H166ZM191 217V216H190ZM189 217V218H190ZM218 217V216H217ZM225 217V216H224ZM228 217H230V216H228ZM251 217V216H250ZM3 218V217H2ZM12 218H14V217H12ZM11 218V219H12ZM19 218V217H18ZM33 218V217H32ZM96 218V217H95ZM171 218V217H170ZM184 218V217H183ZM227 218V217H226ZM233 218H234V216H233ZM243 218V217H242ZM249 218V217H248ZM257 218V217H256ZM11 219H10V222H11ZM23 219V218H22ZM28 219V218H27ZM38 219V218H37ZM48 219V218H47ZM148 219H150V218H148ZM236 219V218H235ZM251 220H253L252 218H250ZM249 219V220H250ZM67 220V219H66ZM143 220V219H142ZM187 220V219H186ZM196 220V219H195ZM209 220H210V222H212L211 220L212 219H210L209 218ZM219 220V219H218ZM225 220V219H224ZM8 221V220H7ZM22 220L20 219V222H21ZM24 221V220H23ZM114 221H117V220H115L114 219ZM156 221V220H155ZM207 221V223L209 222L208 220H206ZM217 221V220H216ZM237 221V220H236ZM245 221V220H244ZM248 221V220H247ZM254 221H256L255 219H254ZM1 222V221H0ZM6 222V221H5ZM5 222H4V224H5ZM9 222V221H8ZM35 222V221H34ZM82 222V221H81ZM80 222V223H81ZM154 222V221H153ZM160 222H162V221H160ZM174 222V221H173ZM195 223H197L196 221H194ZM213 222H215V221H213ZM249 222V221H248ZM7 223V222H6ZM17 223V222H16ZM25 223V222H24ZM23 223V224H24ZM41 223V222H40ZM52 223V222H51ZM57 223V222H56ZM60 223V222H59ZM62 223V222H61ZM84 222H82V225L84 226V224H83ZM177 223V222H176ZM175 223V224H176ZM193 223V222H192ZM195 223H194V225H195ZM200 223H202V222H200V220H199V224ZM238 223V222H237ZM247 223V222H246ZM2 224V223H1ZM9 224V223H8ZM64 224V223H63ZM62 224V225H63ZM66 224V223H65ZM64 224V225H65ZM154 224V223H153ZM175 224H174V226H175ZM209 224H211V223H209ZM250 224V223H249ZM248 224V225H249ZM254 224V223H253ZM21 225V224H20ZM26 225H27V223H26ZM35 225V224H34ZM49 225H50V223H49ZM48 225V226H49ZM72 225H73V223H72ZM113 225V224H112ZM132 225V224H131ZM134 225V224H133ZM179 225V224H178ZM203 224H201V226H202ZM216 225V224H215ZM227 225V224H226ZM257 224H255V226H256ZM51 226V225H50ZM79 226V225H78ZM181 226V225H180ZM182 226H184V225H182ZM206 226V225H205ZM213 226V225H212ZM211 226V227H212ZM222 226H224V224L222 225ZM222 226H221V228H222ZM230 226V225H229ZM234 226V225H233ZM237 226V225H236ZM246 226V225H245ZM244 226V227H245ZM252 226V225H251ZM260 226V225H259ZM7 227V226H6ZM6 227H3V228H6ZM9 227H11V226H9ZM17 227V226H16ZM26 227V226H25ZM44 227H46V226H44ZM53 227V226H52ZM73 227V226H72ZM80 227V226H79ZM78 227V229L80 230L81 228H79ZM199 227V226H198ZM226 227V226H225ZM248 227V226H247ZM20 228V227H19ZM30 228V227H29ZM42 228V227H41ZM74 228V227H73ZM71 229V230H74V229ZM84 228V227H83ZM181 228V227H180ZM200 228H202V227H200ZM230 228V227H229ZM242 228V227H241ZM255 228H257L258 230V232H259V228H258V226L257 227H255ZM255 228L253 229L254 231H255ZM1 229H2V227H1ZM7 229V228H6ZM9 229H11V228H9ZM15 229V228H14ZM31 229V228H30ZM49 229V228H48ZM56 229V228H55ZM70 229V228H69ZM85 229H86V226H85ZM136 229V228H135ZM162 229V228H161ZM12 230V229H11ZM41 230V229H40ZM57 230V229H56ZM62 230H65L66 231V229H62ZM70 230V231H71ZM139 230V229H138ZM175 230V229H174ZM173 230V231H174ZM240 230V229H239ZM4 231V230H3ZM16 231V230H15ZM14 231V232H15ZM53 231V230H52ZM68 231V230H67ZM75 231V230H74ZM84 231V230H83ZM196 231H197V229H196ZM200 231V230H199ZM247 231V230H246ZM245 231V232H246ZM248 231H249V229H248ZM252 231V230H251ZM1 232H2V230H1ZM8 232V231H7ZM11 232V231H10ZM19 232V231H18ZM48 232H49V230H48ZM79 232V231H78ZM94 232V233H93ZM183 232V231H182ZM228 232H229V230H228ZM234 232V231H233ZM233 232L231 233V234H233ZM250 232V231H249ZM258 232H256L257 234H258ZM9 233V232H8ZM21 233V232H20ZM29 233H30V231H29ZM40 233V232H39ZM42 233H43V229H42ZM55 233V232H54ZM63 233H65V236L66 237H72L70 234L72 233H66V232H63ZM83 233V232H82ZM86 233H89L88 232V230H87V232ZM158 233H161V232H158ZM166 233H167V231H166ZM177 233H178V231H177ZM188 233V232H187ZM204 233V232H203ZM207 233V232H206ZM211 233V232H210ZM230 233V232H229ZM240 233V232H239ZM253 233L254 232H252V234L251 235H253ZM255 233V234H256ZM3 234V233H2ZM7 234V233H6ZM11 234V233H10ZM10 234H8V235H10ZM15 234H16V232H15ZM19 234V233H18ZM24 234H26V233H24ZM32 234V233H31ZM44 234V233H43ZM74 234V233H73ZM80 234V233H79ZM85 234V233H84ZM163 234H164V232H163ZM184 234V233H183ZM202 234V233H201ZM226 234V233H225ZM264 234V233H263ZM5 235V234H4ZM12 235V234H11ZM21 235V234H20ZM41 235V234H40ZM61 235H62V233H61ZM64 235V234H63ZM62 235V236H63ZM206 235V234H205ZM227 235V234H226ZM260 235V234H259ZM3 236V235H2ZM26 236H27V234H26ZM49 236V235H48ZM51 236V235H50ZM65 236H64V238H65ZM82 236V235H81ZM80 236V237H81ZM88 236V235H87ZM90 236V235H89ZM163 236V235H162ZM198 236V235H197ZM196 236V237H197ZM200 237H201V235H199ZM202 236H204V234L202 235ZM207 236H209V232H208V234H207ZM212 236V235H211ZM235 236V235H234ZM246 236V235H245ZM244 236V237H245ZM1 237V236H0ZM14 237V236H13ZM20 237V236H19ZM45 236L43 235V238H44ZM78 237V236H77ZM86 237V236H85ZM159 237V236H158ZM161 237V236H160ZM160 237H159V239H160ZM240 237V236H239ZM6 238V237H5ZM15 238V237H14ZM13 238V239H14ZM63 238V239H64ZM74 238V237H73ZM82 238V237H81ZM88 238V237H87ZM86 238V239H87ZM186 238V237H185ZM199 237H197V239H198ZM202 238V237H201ZM210 238V237H209ZM226 238V237H225ZM256 238L258 239L259 237H257V235L255 236V238L253 237V239H255L256 240ZM12 239V240H13ZM32 240H33V238H31ZM47 239H49V238H47ZM62 239V238H61ZM68 239V238H67ZM66 239V240H67ZM71 241H72V239L71 238H69ZM68 239V240H69ZM76 239H78V238H76ZM85 239V240H86ZM173 239V238H172ZM205 239V238H204ZM237 239V238H236ZM241 239V238H240ZM5 241H6V239H4ZM4 240H3V242H4ZM14 240H16V239H14ZM34 240H35V237H34ZM51 240V239H50ZM58 240V239H57ZM65 240V239H64ZM63 240V241H64ZM66 240H65V243H66ZM74 240V239H73ZM83 240V239H82ZM126 240V241H125ZM150 240V239H149ZM156 240V239H155ZM166 240H167V238H166ZM170 240V239H169ZM199 240V239H198ZM230 240H231V236H230ZM246 240V239H245ZM249 240V239H248ZM252 240V239H251ZM250 240V241H251ZM16 241H18V240H16ZM16 241H14V242H16ZM40 241H43V240H40ZM53 241V240H52ZM70 241V242H71ZM78 241V240H77ZM87 241V240H86ZM146 241V240H145ZM157 241V240H156ZM156 241H154V242H156ZM164 241V240H163ZM202 241V240H201ZM204 241V240H203ZM242 241H244V240H242ZM250 241H248V242H250ZM7 243H10L9 241H8V239H7V241H6ZM19 242H20V240H19ZM32 242H34V241H32ZM44 242V241H43ZM47 242V241H46ZM45 242V243H46ZM88 242V241H87ZM90 242V241H89ZM180 242V241H179ZM194 242V241H193ZM205 242V241H204ZM247 242V241H246ZM255 242V241H254ZM257 242V241H256ZM262 242V241H261ZM51 243V242H50ZM56 243V242H55ZM64 243V242H63ZM62 243V244H63ZM83 242H81V244H82ZM129 244L130 246H128V245H126V244ZM195 243V242H194ZM193 243V244H194ZM197 243V242H196ZM222 243V242H221ZM229 243H230V241H229ZM243 243H245V242H243ZM258 243V242H257ZM2 244V243H1ZM4 244V243H3ZM11 244V243H10ZM18 244V243H17ZM47 244V243H46ZM80 245V243H77V245ZM84 244V243H83ZM82 244V245H83ZM145 244V243H144ZM152 244V243H151ZM155 244V243H154ZM190 244H192V243H190ZM189 244V246H191ZM199 244H201V243H199ZM219 244V243H218ZM226 244V243H225ZM8 245V244H7ZM21 245V244H20ZM40 245V244H39ZM66 245V244H65ZM187 245H188V243H187ZM203 245V244H202ZM202 245H200V246H202ZM250 245H251V243H250ZM258 245V244H257ZM257 245H256V247H257ZM17 246V245H16ZM18 246H19V244H18ZM32 246V245H31ZM34 246V245H33ZM35 246H36V243H35ZM38 246V245H37ZM48 246V245H47ZM54 246H55V244H54ZM64 246V245H63ZM68 246V245H67ZM72 246H75V245H72ZM91 246V248H92V246L93 245H90ZM101 246H102V244H101ZM128 247V248H125V247ZM196 246H197V244H196ZM199 246V247H200ZM213 246H215V245H213ZM245 246V245H244ZM252 246V245H251ZM253 246H255V244H253ZM11 247V246H10ZM15 246H12V248L13 249H11V251L9 252V253H7V255H6V253H5V257H6V262L8 263V261H19V259L21 258V255H22V252L18 249V248H14ZM22 247V246H21ZM40 247H42V246H40ZM39 247V248H40ZM46 247V246H45ZM50 247V246H49ZM49 247H48V249H49ZM58 247V246H57ZM76 247V246H75ZM79 247V246H78ZM170 247V246H169ZM180 247V246H179ZM206 247V246H205ZM224 247H227V246H224ZM231 246H229V248H230ZM249 247V246H248ZM261 247V246H260ZM52 248H53V246H52ZM64 248H66V246L64 247ZM72 248V247H71ZM70 248V249H71ZM144 248H145V245H144ZM156 248V247H155ZM195 248H197V247H195ZM202 248V247H201ZM223 248V247H222ZM239 248V247H238ZM244 247H242V249H243ZM5 249V248H4ZM6 249H8V248H6ZM10 249V248H9ZM22 249H23V247H22ZM36 249V248H35ZM41 249V248H40ZM53 249H55V248H53ZM52 249V250H53ZM67 249H68V247H67ZM73 249V248H72ZM89 249V247L87 248V250ZM158 249V248H157ZM156 249V250H157ZM186 249V248H185ZM219 249V248H218ZM217 249V250H218ZM227 249V248H226ZM234 249V248H233ZM25 250V249H24ZM39 250V249H38ZM86 250V248L84 249V251ZM95 250V249H94ZM125 250V251H124ZM177 250V249H176ZM200 250V249H199ZM229 250V249H228ZM231 250V249H230ZM251 250H253V248L251 249ZM256 249H254V251H255ZM1 251V250H0ZM33 251H34V249H33ZM42 251V250H41ZM41 251H38V252H41ZM60 251V250H59ZM76 251V250H75ZM89 252H90V250H88ZM98 250H96V252H97ZM179 251V250H178ZM192 250H189V252H188V259L190 260V259H192V257L191 256H193L192 255V252H191ZM221 251H224V250H221ZM237 251V250H236ZM235 251V252H236ZM240 250H238V252H239ZM243 251V250H242ZM242 251H240V253L242 252ZM261 251V250H260ZM38 252H37V254H38ZM52 252V251H51ZM54 252V251H53ZM106 252V251H105ZM104 252V253H105ZM124 252L125 253H127V255L126 254H124ZM171 252V251H170ZM184 252H186L185 250H184ZM202 252H203V250H202ZM219 252H220V250H219ZM225 252H226V250H225ZM230 252V251H229ZM3 253V252H2ZM24 253H25V251H24ZM27 253H28V251H27ZM42 253V252H41ZM40 253V254H41ZM73 253V252H72ZM81 253V255H82V253L83 252H80ZM176 253V252H175ZM181 253V252H180ZM179 253V254H180ZM199 253V252H198ZM237 253V252H236ZM236 253H233V252H230V257H229V253L227 254V256L228 257H226L227 258V260H228V258H229V260H230V262H231V264H243L244 262V264H246V263H248V264H250V262H252L253 263V260H250V262H249V260H247L246 259V257H245V259H239L238 258V256H237V254ZM243 253V252H242ZM241 253V254H242ZM258 253V252H257ZM34 254V253H33ZM47 254H50V253H48L47 252ZM51 254H53V253H51ZM50 254V255H51ZM194 254V253H193ZM203 254V253H202ZM207 254V253H206ZM250 254V253H249ZM255 254V253H254ZM262 254V253H261ZM31 255V254H30ZM36 255V254H35ZM68 255V254H67ZM87 255V254H86ZM100 255V254H99ZM149 255V254H148ZM172 255H174V253L172 254ZM198 255H200V256H198V257H202L201 256V250H200V254H198ZM246 255V254H245ZM257 255V254H256ZM1 256V255H0ZM23 256V255H22ZM32 256V255H31ZM62 256V255H61ZM85 256V255H84ZM91 256H92V252H91ZM94 256V255H93ZM185 256L186 255H184V258H185ZM27 257H28V255H27ZM41 257V256H40ZM50 257V256H49ZM52 257V256H51ZM102 257V256H101ZM157 257V256H156ZM205 257V256H204ZM220 257H222L221 255H220ZM23 258H26V257H23ZM23 258H21V259H23ZM46 258H47V256H46ZM63 258V257H62ZM73 258H75V257H73ZM80 258V257H79ZM90 258V257H89ZM151 258V257H150ZM210 258V257H209ZM217 258H218V255H217ZM223 258H224V256H223ZM5 258H3V260H4ZM36 259V258H35ZM38 259V258H37ZM36 259V260H37ZM45 259V258H44ZM52 259V258H51ZM70 259H71V257H70ZM76 259V258H75ZM75 259H73V260H71V261H73V262H75ZM90 259H92V258H90ZM115 259H117V258H115ZM118 259H119V257H118ZM155 259H158V257L157 258H155ZM200 259V258H199ZM205 259V258H204ZM202 260V258H201V263L200 264H207L206 262V260H207V258H206V260ZM2 260V259H1ZM2 260V261H3ZM24 260H26V259H24ZM67 259L65 258V261H66ZM78 260V259H77ZM85 260V259H84ZM89 260V259H88ZM88 260H87V258H86V261L88 262ZM114 260V259H113ZM120 260V259H119ZM187 259H185V261H186ZM193 260V259H192ZM220 260H222V258L220 259ZM226 260V259H225ZM225 260H223V261H225ZM22 261V260H21ZM50 261V260H49ZM57 261V260H56ZM60 261V260H59ZM68 261V260H67ZM81 261H82V259H81ZM85 261V262H86ZM95 261V260H94ZM196 261V260H195ZM194 261V262H195ZM223 261H222V263H223ZM4 262V261H3ZM6 262H5V264H6ZM16 262V263H17ZM47 262V261H46ZM63 262V261H62ZM68 262H70V261H68ZM89 262H91V261H89ZM88 262V263H89ZM109 262V261H108ZM112 262V261H111ZM157 262H158V260H157ZM177 262H178V260H177ZM210 262V261H209ZM2 263V262H1ZM0 263V264H1ZM12 263H14V262H12ZM23 263V262H22ZM49 263V262H48ZM51 263V262H50ZM56 264H57V262H55ZM61 263V262H60ZM87 263V264H88ZM96 263H98V262H96ZM95 263V264H96ZM101 263V262H100ZM103 263H105V262H103ZM160 263V262H159ZM158 263V264H159ZM167 263V262H166ZM186 263V262H185ZM211 263V262H210ZM213 263V262H212ZM261 263V262H260ZM3 264V263H2ZM11 264V263H10ZM17 264H19V263H17ZM21 264V263H20ZM27 264V263H26ZM34 264V263H33ZM36 264V263H35ZM44 264V263H43ZM63 264H65V263H63ZM196 264V263H195ZM226 264V263H225ZM254 264H255V262H254ZM263 264V263H262Z\"/></svg>",
    "mask_w": 264,
    "mask_h": 264
}]
</instances>
